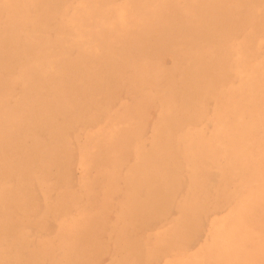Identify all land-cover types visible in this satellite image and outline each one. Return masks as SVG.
<instances>
[{
	"label": "rangeland",
	"instance_id": "1",
	"mask_svg": "<svg viewBox=\"0 0 264 264\" xmlns=\"http://www.w3.org/2000/svg\"><path fill=\"white\" fill-rule=\"evenodd\" d=\"M89 1H91L90 2L91 4H89ZM110 1H112V2H110ZM114 1H116L115 2L116 5H115V3H113ZM114 1L113 0H78V1L77 0H0V175H1L0 176V253H1L0 254V264H25L24 258H25V260H28V262H29V259H30V261H32L29 264H35L36 262H38V264H57V263L58 264H77V263L78 264H138L141 262V260H142L141 264H144V263L145 264H195V263L196 264H204L205 261H206L205 264H214V262H215V264H220V263L221 264H230L231 263L230 257L233 253L232 249L235 250V253H239L241 260L246 262V264H264V236H263L264 235L263 234L264 233V212H263L264 211V203H262V201H264V195H263L264 194V187H263V185H264V165H262L264 163V160H263L264 159V147H263V151L261 150L262 152L259 151L262 148L263 142H264V140H263L264 139V137H263L264 136V129H263L264 124L262 123V122H264V93H263L264 88H262L264 86V72H263L264 63L262 61V60H264V57H263L264 56V52H263L264 51V44H263L264 43V35L262 36V34H264V0H257V1L256 0H254V1L253 0H247V1L242 0V3L240 2V0H237V1L236 0H230V1L229 0H218L219 2L216 0H213L214 2H212V0H203V1H201V0L200 1L199 0H180V3H179V0H128V1H126V0H118V1L114 0ZM193 1L195 3H193ZM196 1H198V3H196ZM220 1H221V3H223L222 1L225 2L224 4H222L223 6H221ZM108 2H109V4H108ZM120 2L123 3L124 5H121ZM126 2H128L129 7L126 6L127 5ZM243 2H245V3L243 4ZM251 2H254V3L252 4ZM117 3H119L120 5ZM233 3H235L236 6L239 4L237 8L239 9V7H240L241 9L236 11L237 9ZM105 4H106V6H104ZM131 4H132V7H131ZM201 4H202V7L204 8V10H202L203 8H200ZM248 4H250L252 6V8H251L252 10H250V7H251L250 5H249L250 7L246 6ZM79 5H81L82 7H79ZM111 5L112 6L115 5L116 7L114 6V8H113ZM118 5L121 7H118ZM133 5H135V6L133 7ZM207 5H209V6H207ZM232 5L234 6L235 10H233ZM107 6L111 10L109 8L108 9L105 8ZM244 6L247 7L246 11L242 10L243 9L242 7H244ZM85 7H86L87 11H86ZM245 7H244V9H245ZM94 8H95V10H94ZM130 8H131L130 11L133 12L132 15H130L131 12H127V11H129ZM146 8H147V10H146ZM248 8L250 11L248 10ZM68 9H69V11H68ZM120 9H122L123 11ZM218 9H219V11H218ZM102 10H103V13H102ZM232 10L234 11V13ZM111 11H112V13H110ZM225 11H226L227 15H226ZM251 11H252V14H251ZM67 12H68V14H67ZM91 12H92L93 17L91 16ZM99 12H100V14H98ZM202 12L204 14H202ZM236 12H237V14H236ZM238 12H241V14H242L239 17H238V14L240 15V13H238ZM242 12H244L246 15ZM246 12H250L249 13L250 15ZM137 13H138V16L140 15L138 18L136 17ZM205 13L207 16H205ZM218 13L222 17H225L223 15V14H225L229 21H226V17L222 18L220 16L222 19H225L224 21L223 20L221 21L219 19L220 18L219 15H217ZM84 14L86 17H84ZM184 14L186 15V19H188V20L185 19ZM234 14H235V16H232ZM253 14H255V15L257 14V15L254 16ZM103 15H104V17H103ZM110 15H111V17H109ZM133 15H136V16L133 17ZM213 15L216 18L219 17V18H217L219 21L217 19H215V17H213ZM229 15L232 18L235 17L233 20H231L233 22L236 18H237L236 20L238 21L239 20L238 18H242L243 15H244V17H243V19H240L241 21H239L238 23L236 22L237 24L234 25L235 22L234 23L231 22V24L229 23L230 22V19H229L230 16ZM112 16H114V17H112ZM128 16H129V18H128ZM246 16H248L247 19L245 18ZM94 17L96 18V20L94 19ZM106 17L108 18V20ZM131 17H133V19H131ZM78 18H79V21H78ZM97 18L98 19L101 18V19L97 20ZM120 18H122V19H120ZM126 18H128V20ZM253 18L255 20H253ZM109 19H111V21ZM201 19H204V20L202 21ZM206 19L208 20V23H207ZM244 19H245L244 24H245V28H246L245 30L246 31L244 32L245 35L243 36L242 35L243 33H241V32H243V29H244V24H242L244 22ZM248 19L250 20V22H249L250 24L247 22V21H249ZM112 20H114V23ZM132 20H133V22L130 23ZM134 20L137 22L136 25L134 24L135 23ZM99 21H100V23H99ZM255 21H257L258 23H255ZM115 22L117 25L115 24ZM216 22H217V24H216ZM221 22H222V25H221ZM226 22H228L227 25H229L230 28H228L227 25H226V29H225V27H222L226 24ZM151 23L154 25L155 28H153V25ZM111 24H112V26H111ZM107 25H110V27L108 26L109 27L108 28ZM131 25L133 26L132 28H131ZM202 25H203V27H202ZM211 25H212V27H211ZM214 25H216V26L214 27ZM157 26H158V28H157ZM187 26H189V27H187ZM233 26H235L236 28H233ZM116 27H118L121 30L122 29L123 30L125 29V30L120 32V30H118ZM123 27H125V28H123ZM186 27H187V29H186ZM217 27H218V29H217ZM220 27H222V28H220ZM147 28H148V30H147ZM231 28H233V30H231L232 33H234V32L236 33L238 31V34L237 33L236 34L230 33ZM96 29H98V30H96ZM106 29L108 30V32ZM236 29H237V31H234ZM112 30L113 31L115 30L116 33L113 32ZM135 30H137L136 33H134ZM144 30H147V32L145 31L146 32L145 34H144ZM206 30H209V33ZM211 30H213V31L211 32ZM219 30H221V31L218 32ZM227 31H229V32H227ZM124 32H126L127 34L126 33L124 34ZM222 32H225L227 34V36L225 33H222ZM257 32H259V34L260 33L261 34L258 35ZM132 33H134V35ZM51 34H53V35H51ZM255 34H257L258 36H256ZM212 35H214L215 37H213ZM224 35L226 37L229 36L228 39ZM233 35H236V36H234L235 38H233V37H232L233 39L230 38ZM252 35L254 38H252ZM107 36H109L110 39H108ZM150 37H152V38H150ZM204 37L207 38V40L203 39ZM209 37H210L212 42L215 41L214 46H212L213 43L211 41L209 42V40H210V39H208ZM222 37H224L225 40H223ZM201 38L203 40H201ZM236 38L241 40L240 44L238 43L239 41L238 42L236 41V40H238ZM219 39H221L220 40L221 43H220ZM230 39L234 40L236 42L232 41L231 43H229ZM251 39L252 40L254 39L253 42ZM259 39H261V40H259ZM110 40L112 42H109ZM199 40H201L202 42H207L208 47L206 46L207 44H205V43L204 44H201L202 42L199 43L200 42ZM192 42H194V43H192ZM224 42H226L227 44L225 43V45H223ZM173 43H175V44H173ZM193 44H195L194 45L195 47H193ZM197 44H201V45L197 46L198 48L195 49ZM218 44H219V46H218ZM229 44H231V45H229ZM252 44H253L254 48H253ZM256 44L257 45L259 44L260 48H258V46ZM260 44H262V45H260ZM141 45H143V47H146V48H143ZM204 45L207 48L205 47L203 50V48L201 46L204 47ZM209 45H211V46H209ZM235 45H236V47L234 48ZM183 46H185L184 47L185 50L183 49ZM187 47H189V48L192 47L193 50L192 49H190V50L186 49ZM199 47H201V49ZM211 47L212 48L214 47L216 52L220 50L219 52H217L218 55H216V52H214L215 50L211 49ZM227 47H229V48H227ZM256 48H258V50ZM138 49H140V52ZM231 49H232V51H231ZM196 50H198L197 53H196ZM201 50L202 51L206 50V52H202ZM225 50H227V53L224 52ZM250 50H251L252 54L249 52ZM259 50H260V52L262 51L263 55L261 53H260L261 55H259V53H258ZM253 51H254V53L256 52L255 54L257 56L254 55ZM116 52L119 54L117 55ZM178 53L180 56L178 55ZM188 53L190 55L194 54V57L192 59V61H193L192 64H191V60H189L192 58V56H190ZM207 53H208V55H206ZM133 54H135V55H133ZM212 54L214 56H212ZM220 54H222V55H220ZM230 55H231V57H230ZM247 55H249V56H247ZM251 55H252V57L250 58ZM207 56L209 59L207 58ZM210 56H211V59H210ZM232 56H234V57H232ZM260 56H262V58ZM136 57H140V58H136ZM142 57H144V58H142ZM148 57H150V58H148ZM152 57H154V58H152ZM254 57H255V59H253ZM177 58H178V60H176ZM194 58H195V61H194ZM196 58H198V59H196ZM230 58L232 61L230 60ZM235 58L237 59V61H235ZM243 58L246 59V61L243 60ZM174 59H175V62H174ZM204 59H205V61H204ZM247 59L250 61H248ZM212 60H213V62H212ZM139 61H141V62L139 63ZM218 61L219 62L223 61V62L219 63ZM228 61H229V63H228ZM230 62H231V64H230ZM233 62L235 64H238V66L236 65V67H235V64ZM241 62H243V63L245 62V65L249 64L248 67L245 66ZM176 63H177V65H176ZM184 63L186 64V66L182 67L185 65ZM187 63H188V65H187ZM259 63L261 66H259ZM103 64H105V65H103ZM136 64H138V65H136ZM197 64L200 68L197 67ZM204 64H206V66L208 64V66L210 65V67H208V66L205 67ZM213 64H215L214 67H213ZM241 64H242V67L245 66V67H243L244 69L240 66ZM202 65H204V66H202ZM227 65L229 67L230 66H234V67L229 68ZM224 66H225V68H222ZM239 66H240V68H239ZM226 67L229 68V71H228V68H226ZM170 68H173V69H170ZM220 68H221V70H220ZM241 69H242V72H241ZM123 70H125V71H123ZM164 70H166V71L168 70L167 71L168 73L166 71L164 72ZM194 70H195V73H194ZM209 70H211V71H209ZM214 70H215V72H218L219 74L218 73L214 74ZM225 70H226V72H225ZM187 71H188V73H187ZM204 71H206V73H207L206 76H205ZM234 71L235 72L237 71L236 73H238L237 74L238 77ZM260 71H262L261 72L262 74H257V72L260 73ZM233 72H234V74H232ZM243 72H244V74H243ZM254 72L256 75L254 74ZM189 73L190 74L193 73V74H191L193 77ZM239 73H240V75H239ZM241 73H242V76H241ZM172 74H174V75H172ZM231 74H232L233 80L234 81L237 80L239 82L238 83L236 81L238 84H240V82L242 80L245 81V82L242 81L243 84L245 85V87L241 83V85L243 86L244 89L247 88L248 85H250L249 87L251 88L252 83H253V85L257 86L258 82L259 83L262 82V84L260 83V85H259V87L261 86L262 91L260 90V88L258 86L256 87V89L253 88V87H255V86H253L250 90L248 87L246 90H244L245 92L248 91V92H251V94H253L254 91H252V90H256L254 93L256 96L254 94L250 96L249 93L243 92L242 86L239 87V85L237 83H234V81L231 80L232 79L230 77ZM209 75L211 76V79L209 78L210 77ZM212 75H214V76H212ZM218 75L219 76L221 75V76L219 77ZM223 75L225 76V78H223L224 77ZM131 76H132V78H131ZM125 77H127V78H125ZM184 77H185V79H183ZM195 78H197V79H195ZM240 78L241 79L243 78V79L241 80ZM255 78H257V79L254 80ZM209 79L211 81H215L216 84L214 82H212V85H209V83H208ZM248 79L251 81V83L246 82ZM259 79H260V81H259ZM85 80L87 83L85 82ZM257 80H258V82H256ZM211 81H210V84H211ZM217 81H219L218 83L221 82V85L218 84ZM223 81H225V82H223ZM226 81H227V84H226ZM232 81H233V83H232ZM113 82H115V83H113ZM117 82H118V84H117ZM136 82H138V84ZM157 82H158V85L156 84ZM163 82L165 83V85ZM188 82H192V85H191V83L188 84ZM134 83L136 85H133ZM204 83L207 85H205ZM149 84L151 87L149 86ZM184 84H185V86H184ZM69 85H71V87ZM201 85H202V87H201ZM166 86H168V87H166ZM179 86H182L183 89H182V87L180 88ZM214 86H215V88H214ZM223 86L225 87V89ZM236 86H238L237 87L238 89L241 88L239 90V91H241V93L243 92V94L244 93L245 94L244 95L241 94L238 91V89L235 88ZM203 87H206V88H203ZM210 87L214 88L212 92L208 91V90H212ZM216 87H217V89H216ZM218 87H219V89L223 88L224 90L220 89V92L218 93V90H219ZM231 87L233 90L231 89ZM187 88H189V89H187ZM163 89H165V90H163ZM170 89H172V90H170ZM197 89L200 92L197 91ZM51 90H52V92H50ZM214 90H215V92L216 91L217 92L215 93ZM167 91L168 92L172 91V92L167 93ZM221 91L224 94H222ZM224 91H226V92H224ZM237 91H238V93L241 94V97L238 95ZM49 92L51 95L50 94L46 95ZM185 92H186V94H185ZM194 92H196V94ZM160 93H161V95H160ZM162 93H163V96H162ZM204 93H207V94H204ZM208 93L209 94L211 93V94L208 96ZM212 93H214V94H212ZM168 94L169 95L171 94L170 100H169ZM178 94L180 97H178ZM203 94L205 97L202 96ZM261 94L263 97L261 96ZM67 95H69V96H67ZM233 95H235V96H233ZM245 95H247V97ZM103 96L104 97L106 96V97L104 98ZM157 96H158V101H157ZM159 96L163 97V99H161V97H159ZM165 96H168V97H165ZM173 96H175V97L173 98ZM181 96H183V97H181ZM207 96L209 99L206 98ZM217 96H218V98H217ZM252 96H254L255 100ZM187 97L192 99V101L190 99L191 103L190 102L187 103L189 100V98H187ZM181 98L183 101L181 100L182 102H178V101H180ZM200 98H201V100H200ZM237 98L240 100H243V104H240V106H239V103L242 101L236 100ZM246 98L250 101L248 102V100ZM260 98H263V99L260 100ZM62 99H63V102H62ZM173 99H175L174 100L175 102L173 101ZM202 99H203V101H202ZM208 100L212 101L213 103L208 101ZM83 101H84V103H83ZM160 101L161 102L167 101L168 104L167 103H159ZM196 101H197V103H196ZM224 101H225V103H224ZM110 102H112V104H110L111 106L109 105ZM250 102H252V103L254 102V105L256 104L255 108H254V106H252L253 104H248ZM181 103H182V106H181ZM202 103H203V105H204V103L207 104L208 108H206V105L202 106L201 105ZM234 103L237 104L236 107L239 110H237V108H235ZM140 104H142V105H140ZM164 104H165V106H164ZM183 104H185V105H183ZM220 104H222V105H220ZM245 104L247 106H245ZM93 105H94V107H93ZM95 105H96L97 109L95 108ZM108 105L110 107H108ZM258 105H259V107H258ZM91 106L93 109L91 108ZM187 106H189L190 108L188 109ZM232 106H233V108H231ZM191 107L194 110H192ZM197 107L199 109H197ZM200 107H202V108H200ZM213 107H214V109H212ZM249 107L251 108V110ZM103 108H105V109H103ZM180 108H182V109H180ZM210 108H211V110H213V112H215L218 108H219V110H217L214 114L211 113L212 111H209L207 113V111ZM240 108H244V109L241 110ZM247 108H249V110ZM256 108L258 109V112L257 111L254 112V110H256ZM259 108H260V111H263V113L262 112L259 113ZM87 109H89V110L86 111ZM108 109H109V111H107ZM175 109H176V112H175ZM186 109H187V111H186ZM235 109L237 111H240V114H242V113H244V114H242V116H240V114H238L239 112H237ZM69 110L71 112H69ZM84 110H85V112H84ZM180 110H181V112L183 110H185L186 114H185V112L181 113ZM188 110H189V112H188ZM231 110H233V111H231ZM244 110H248V111L244 112ZM251 111L256 113V114H260L261 116H263L262 120H260L259 123L257 122L259 120H256V119H259L260 115L253 114ZM195 112H198V114ZM199 112H200V114L204 113L205 116H204V114H201V116H202L201 117ZM219 112H220V114H219ZM226 112L227 113L230 112L232 114L230 115V113H229V115H227ZM206 113H207V115H206ZM235 113H237V114L235 115ZM98 114H100L99 117H98ZM187 114L188 115L190 114V115L188 116ZM249 114H251L252 116L251 115L247 116ZM186 115H187V117H185ZM222 115H224V117ZM234 115H235V117H234ZM243 115H244V117H243ZM217 116H218V118H217ZM159 117H160V119H158ZM232 117L234 120L232 119ZM253 117L256 120L254 123L252 122V121H254ZM161 118H162V120H161ZM207 118H209V119H207ZM220 118H221V121H223V122L220 121ZM230 118H231V120H230ZM163 119H164V121H163ZM172 119H174V120H172ZM180 119H182V120L179 121ZM202 119H203V122L202 121L198 122ZM247 119H250V120H247ZM260 119H261V117H260ZM242 120H246L245 121L246 123L244 126H243L244 123L242 124V122H244V121H242ZM165 121H168L169 123H167ZM224 121H226V123ZM240 122H241V124H240ZM249 122H250V124H249ZM247 123H248V125H246ZM229 124L231 125V127H229L230 126ZM254 124L257 127H255ZM260 124H261V126H260ZM170 125H172L174 128ZM240 125H242L243 127ZM158 126H160V127H158ZM164 126H165V128H164ZM219 126H220V128H219ZM60 127L62 128V130ZM161 127H163V128H161ZM190 127L192 129L193 128L194 129L192 130V129H190ZM213 127H215V128H213ZM248 127L249 128L255 127V128H259V129L261 128V129H263V132L261 134V132H260V131H262L261 129L260 130L258 129L259 130L258 131L257 129L253 130V129H249ZM187 128H188V130H187ZM212 128L215 130H212ZM232 128H233V130H232ZM157 129L160 133L159 132L157 133V131H156ZM171 129L175 133H173L171 131ZM218 129L220 131H218ZM66 130H67V132H69V131L70 132L67 133ZM162 130H163V132H161ZM186 130H187V132H186ZM230 130H231V132L228 134V132ZM154 131L156 134H159V137H158V135H155V133H153ZM191 131H192V133H191ZM213 131H214V133H212ZM252 131H256L254 133V135H256V136H253L252 135L253 133H250ZM257 131L261 135L260 136L258 133V136H260V138L262 137V140H263L262 144L260 143L261 141L260 142L258 141L261 139H259V137L257 136ZM37 132L39 134H37ZM166 132L168 133V135ZM183 132H185V134ZM221 132H222V134H220ZM217 133L220 135H218ZM246 133H248L247 136L245 135ZM163 135H165V136H163ZM166 135H167V137H166ZM189 135H191V136H189ZM196 135H198V137ZM217 135L219 138H217ZM238 135L239 136L245 135L244 137H246L245 138L246 143H245V141H243V139H244L243 136H241L237 139ZM249 135H251L252 137ZM193 136H194V138H193ZM142 137L144 139H142ZM169 137H170V139H169ZM187 137H189V139ZM190 137H192L193 140H196V142L194 141L195 144ZM247 137H249V138L247 139ZM42 138L44 141L42 140ZM160 138H162V139H160ZM57 139H59V141ZM184 139L186 142L184 141ZM213 139L216 141H213ZM253 139H255V141L257 140L256 143L255 142L254 143L258 144V146H254L255 144L252 142ZM168 140H170V141H168ZM232 140H234L233 143H232ZM162 141H165V142H162ZM181 141H184V142H181ZM212 141H213V143H212ZM223 141L227 142V144ZM240 141L242 142L241 149L239 148ZM46 142L49 145H47ZM154 142H156V143H154ZM157 143H159V144H157ZM173 143H174V146H173ZM247 143H249V144L251 143L250 147L247 146V145H249ZM153 144L154 145L156 144L157 148L155 147L156 145L154 146ZM193 144L195 147L193 146ZM233 144H235V146H233ZM167 145H168V148H167ZM187 145L188 146L191 145V147H194V148L191 149L190 147H187ZM251 145L254 146V147H252L254 152L251 151L252 150ZM53 146H56V147L53 148ZM59 146H60V149H59ZM259 146H260V148L257 149V151H256L255 147L258 148ZM77 147L79 149H76ZM138 147H140V148H138ZM141 147H142V149H141ZM165 147L167 148V151H166ZM31 148H33V149H31ZM218 148H220V149H218ZM250 148H251V150H250ZM52 149H55V150H52ZM154 149L159 152V155L162 154L161 157L158 156V154H157L158 152L155 151ZM172 149H173V151H172ZM215 149H217V150H215ZM234 149H236V150H234ZM140 150H142V151H140ZM184 150H186V151H184ZM187 150H189V151H187ZM242 150H243V153H242ZM244 150L247 153H244ZM25 151H26V153H25ZM53 151H55V152H53ZM240 151H241V153H240ZM124 152H125V154H124ZM153 152L155 154H153ZM173 152L175 153L174 155L176 157L173 156ZM250 152L251 153L256 152V153L254 155L252 153V155L250 156V160H249L248 156H249V154H251ZM259 152H260V156H259V154H257ZM77 153H78V155H77ZM236 153L238 154V156ZM65 154L67 156H65ZM133 154H134V156H133ZM202 154H205V155H202ZM218 154H219V157H217ZM244 154H246V155H244ZM56 155H58V156H56ZM59 155H61V156H59ZM70 155H71V157H70ZM149 155L151 157H149ZM211 155H212V157H211ZM215 155H216L217 160L214 157ZM228 155L230 158L228 157ZM232 155H233V158H231ZM239 155L241 158H242V155H244V158L240 159ZM255 155H258L257 156L258 158L256 157V159H253ZM163 156H165V158ZM209 156H210V158H209ZM225 156H227L226 159H225ZM236 156H237V160L234 159V157H236ZM155 157H157V158L155 159ZM251 157L253 160H255L254 162L251 159ZM260 157H261V159L259 160ZM173 158H175V159L172 160ZM192 158L193 159L196 158L195 159L196 161H194ZM199 158H200V160H199ZM220 158H222V159H220ZM223 158H224V160H223ZM238 158L245 163L244 164L241 161V163H242V165L240 163L241 167L247 166L248 168L252 167L253 169H250V168L248 169L247 167H245L247 169L246 170L245 168L239 167L238 163H236V165H237L236 166L234 162H238ZM54 159L56 161H53ZM93 159H95V160H93ZM140 159H142V160L140 161ZM163 159H164V161H165V159L166 160L168 159V161L164 162ZM231 159H232V162H231ZM243 159H245V160H243ZM75 160L77 162H75ZM155 160L158 162H155ZM188 160L190 161V163ZM220 160L222 161L223 165L221 164ZM162 161L164 162V164L166 163L165 164L166 167L164 166ZM215 161H216L217 165L215 163L213 164V162H215ZM27 162H29V163H27ZM179 162H181V163L179 164ZM195 162H197L199 165H197V163H195ZM202 162H204V163H202ZM227 162H229L228 163L229 166H228ZM100 163H101V165H100ZM168 163L170 165H168ZM218 163H220V164L218 165ZM231 163L232 164L234 163L233 165L235 167L230 165ZM246 163H247V165H246ZM97 164H98V166H96ZM157 164H159V165L157 166ZM172 164H174V165L172 166ZM175 164L176 165L179 164L178 165L179 167L178 166L176 167ZM187 164L190 166H187ZM250 164H251V166H250ZM160 165L162 167H160ZM183 166H185V167H183ZM195 166H196V169H195ZM199 166H200V168H199ZM169 167H170V169H169ZM182 167H183V170H181ZM222 167L225 169L223 170ZM233 167L235 169V174H233V172H234L233 170H232L233 172L230 170ZM255 167H256V169H255ZM137 168H138V170H137ZM152 168H154V169H152ZM156 168H158V169H156ZM161 168H163V169H161ZM176 168H178V170ZM179 168H180V172H179ZM237 169H241V170L243 169L242 170L243 172L242 171L241 172H242V174L245 173V176L249 172L248 175L246 176L247 178H245V176L241 175L240 174L241 172H239V174H238L237 172L239 170H237ZM130 170H132V171H130ZM133 170H134V172H133ZM159 170H161V171H159ZM186 170H188L189 172ZM219 170H221V172ZM225 170H227V171H225ZM244 170L247 171V173ZM248 170H250V171H248ZM251 170H252L253 174L250 173ZM254 170L257 172H255ZM198 171L200 174L204 173V175H199V173H197ZM205 171L207 174L205 173ZM230 171H231V173H230ZM63 172H64V174H63ZM128 172H130V173H128ZM201 172H203V173H201ZM226 172H227V174L224 175V173H226ZM188 173H189V175H188ZM208 173H209V175H208ZM228 173L231 176L230 175L228 176ZM135 174H136V176H135ZM251 174H252V176H251ZM126 175H127V177H126ZM140 175L142 176V178ZM216 175H218V177ZM221 175H224V176L221 178ZM132 176H134V177H132ZM138 176H140V177H138ZM190 176H192L194 179L191 178ZM200 176H206V177H204V178L202 177L204 179L203 180V179L199 178ZM208 176H210L209 179H208ZM39 177H40V179H39ZM178 177L180 180H178ZM241 177H244V179ZM132 178H134V179H132ZM187 178H188V180H187ZM205 178L208 179L209 181L206 180ZM258 178L260 181L257 180ZM135 179H137V180H135ZM197 179H199L200 181H197ZM249 179H250V181H247ZM134 180H135V182H134ZM159 180H160V182H159ZM189 180L194 181V183L189 181ZM217 180H219V181H217ZM237 180H240V181H237ZM241 180H242V182H241ZM186 181L188 182V184L191 187L186 183ZM136 182H138V183H136ZM189 182H191V183H189ZM196 182H197V184H196ZM237 182H239V183L237 184ZM246 182L248 185L246 184ZM133 183H135V185ZM178 183H179V185H178ZM130 184H132V185H130ZM202 184H203V186H201ZM240 184H241V186H240ZM255 184H257V185H255ZM69 185H70V187H69ZM166 186H167V188H166ZM176 186L179 187L180 189L178 190ZM74 187H75V189H74ZM183 187L185 189H183ZM136 188H137V190H136ZM239 188L242 189V191H240ZM253 188H254V190H253ZM140 189H141V191H139ZM174 189L178 190V192H176V190H175V192H176L175 194L173 191ZM234 189L239 190V192L237 191L239 194ZM157 190H159V194H158ZM187 190L189 193L187 192ZM206 190H207V192H206ZM231 191L237 193L238 195L230 193ZM260 191H261V193H260ZM172 192H173V194H172ZM161 193H163V194H161ZM122 194H123V197H122ZM147 194H152L153 197H151L152 195H147ZM167 194H168V196H167ZM257 194H260V196L263 195V198L260 201H259L260 196L258 195L259 196L258 197ZM128 195H129V197H128ZM143 195L144 196L147 195V196H145V200L148 199L150 201L147 200V202H145ZM158 195H159V198H158ZM216 195L218 196L217 198H216ZM228 195L230 197H228ZM233 195H235V197ZM236 195H237V197L240 196V198H237ZM172 196L176 197V198L172 199ZM221 196H222V198H221ZM26 197L28 200L26 199ZM131 197L134 199H132ZM146 197H147V199H146ZM168 197H170L171 199H169ZM215 198L218 199V202L215 200ZM230 198H232L233 200ZM235 200L237 202L236 204L234 202ZM162 201H164L163 202L164 204L161 203ZM248 201L250 202L249 205L247 204ZM81 202H82V204H81ZM133 202H134V204H133ZM171 202H172V204L170 205V208H168V206ZM260 202H261V204H260ZM143 203L145 205H142ZM245 203H246V205H245ZM251 203H254V205ZM256 203L258 204L257 207H255ZM115 204H116V206H115ZM131 204H133V205H131ZM165 204H166V206H165ZM203 204H204V206H203ZM250 204L253 206H251ZM172 205H174V206H172ZM182 205H184V206H182ZM147 206L149 208H147ZM175 206H177L179 209L177 207L175 208ZM191 206H194V207H191ZM200 206L205 207L208 211L205 209L202 210ZM74 207H76V208H74ZM196 207H197V209H196ZM41 208H42V211H41ZM45 208H47L46 211L48 212V214L43 211V210H45ZM187 208H190L189 212H188ZM239 208H241V209H239ZM131 209H134L135 212L132 211ZM150 209H151L152 213L150 212ZM235 209H237V210H235ZM129 210L131 213L127 212ZM169 210H170V212H169ZM191 210L194 213H192ZM194 210L195 211L198 210V211H196V212H198V214L195 213ZM240 210L244 214L240 213L239 212ZM248 210H249V212H248ZM25 211H26V213L28 212V214H26ZM86 211H88V212H86ZM139 211H140V213H139ZM142 211H147L146 213L148 214V217H147V214H144V212L142 214ZM179 211H181L182 213ZM199 211L200 212L202 211V213H205V215L204 214L202 215ZM230 211H233V212H230ZM42 212L45 214H43ZM161 212L162 213L165 212V214H167V215H165V217H164V214H162ZM185 212H187V214ZM228 212L230 214L231 213L232 214L227 216L229 214ZM41 213L43 216H41ZM132 213H134V214H132ZM150 213H151V216H150ZM168 213H170V214H168ZM183 213L185 215H189L190 218H188L187 216H183L184 215ZM237 213L239 215H241L240 218L237 215ZM246 213L247 214L249 213L250 216L246 215ZM131 214H132V217H130ZM138 214H139V216L141 215L139 217V222L137 219ZM225 214H226V216H225ZM234 214H236V216ZM44 215H45L46 219H45ZM54 215H56V217ZM143 215H145V216H143ZM247 216H248V218H247ZM158 217H159V219L160 218L161 219L159 220ZM234 217H235L237 224H238V221L240 223V219L242 218L243 219L242 222H245V223H243L245 231H246V229H249V230L246 232H243V230H237V227H236L237 224L234 223L235 222ZM249 217H251V218H249ZM132 218H133V220H132ZM141 218H142V220H141ZM144 218L145 219L147 218L146 221ZM238 218H239V220H237ZM121 219L124 220V222ZM185 219H186V222H185ZM222 219L223 220L226 219V220L222 221ZM249 219H252L250 221L251 224L249 223ZM150 220L151 221L154 220L155 222L160 221L162 224L160 222L159 223L157 222L156 223L157 225L154 224V225H156V226H154L153 225L154 222H152V224H150V222H151ZM49 221L51 222V224L53 226L50 224ZM125 221H127V223L129 225ZM166 221H168V222H166ZM193 221H194V223L200 222V226L198 225L199 228L196 227L197 226L196 224L192 223ZM132 222L134 223V226L132 225L133 224ZM145 222L148 225H146ZM139 223H140V225H138ZM126 224H127V226H126ZM143 224H144V226L146 225L147 228H146V226L144 227ZM70 225H71V227H70ZM95 225H96V227H94ZM121 225H123V226L120 227ZM141 225L143 226V228H141ZM150 225H153V228H149V227H151ZM187 225H188V227H187ZM220 225H222V226H220ZM29 226H30V228H29ZM46 226L48 229L46 228ZM230 226H231V229H230ZM237 226L239 229H241V228L243 229L242 224L241 225L238 224ZM38 227H39V229H38ZM93 227H94V230H93ZM134 227L138 230V232ZM166 227H168V228H166ZM194 227H196L198 230L196 231V228H194ZM8 228L10 230H8ZM134 229H135V231H134ZM141 229H143V230H141ZM190 229L193 231H191ZM234 229H236L237 232ZM98 230H100L99 235H98ZM186 230L187 231L189 230V231L187 232ZM87 231H90V233ZM91 231H92V233H91ZM240 231L243 232L242 233L243 236L241 234H238V233H241ZM8 232H9V234H8ZM184 232H186V233H184ZM189 232L191 233V235ZM197 232L200 235L199 234H198V236L196 235L197 238L199 237L196 241V238H195L196 236L193 237V235L197 234ZM248 232H250V234H247ZM253 232H255V233H253ZM225 233H227V234L225 235ZM251 233H252V235H251ZM179 234H181V235H179ZM7 235H8V237H7ZM86 235L89 237H87ZM118 235H120V236H118ZM129 235H130V237H129ZM245 235H247L248 238ZM91 236H92V241H91ZM173 236H174V238H173ZM190 236H192V237H190ZM232 236H233V238H232ZM240 236H242L241 239H240ZM259 236H260V238H259ZM85 237H87V238H85ZM214 237H215V239H213ZM238 237H239V239H238ZM251 237H252V239H251ZM253 237H255V238H253ZM22 238H24V240L26 241L25 246H24L25 242L22 245V243L24 241ZM190 238H192V239H190ZM2 239H3V241H2ZM80 239H82L84 242H82V240H80ZM178 239H180V240H178ZM186 239H189V241ZM229 239H230V241H229ZM245 239L248 242H245ZM261 239H263V240H261ZM117 240H119V241H117ZM168 240H170V242ZM191 240H192V243H191ZM193 240H195L196 242ZM4 241H5L6 245H5ZM98 241H99V243H97V244L100 247L98 245H96V242H98ZM172 241H174V242H172ZM241 241H243V244L245 243V245H243ZM253 241H255L254 244H252ZM258 241H260V242L258 243ZM13 242H15V243H13ZM20 242H21V244H19ZM93 242L95 244H93ZM186 242H187V244H186L187 247L185 248L184 243H186ZM210 242H213V244L211 243V245H209ZM12 243H13V245H12ZM125 243H126V245H125ZM175 243H176V245L179 243L178 244L179 247H181L180 245L183 244L184 248L183 247L182 248L176 247ZM188 243H190V244H188ZM121 244L122 245L124 244L125 246L124 245L122 246ZM161 244L163 246H160ZM168 244H170L169 247H167ZM249 244H250V246H248ZM259 244L261 246L263 245L262 249H261V246H258V247L256 246ZM20 245H22V248H25V250H23L20 247ZM133 245H134V247H133ZM188 245H189V248H188ZM18 246H19V248H21V250H17ZM159 246H160V248H158ZM210 246H211V248H210ZM241 246H243V247H241ZM43 247H45L44 248L45 250H42ZM125 247H127V249ZM136 247L137 248L139 247L138 250L136 249ZM142 247H143V250H142ZM246 247H248V248H246ZM47 249L49 250L48 252H47ZM121 249H123V250H121ZM155 249H157V253H156ZM159 249H160V251H159ZM207 249H208V251L212 250L213 259H211L212 257H210L212 252L210 251L211 253L209 254V252L206 251ZM22 250H23V253H22ZM37 250H38V252L39 251L40 252L45 251L46 253L44 252L45 254L44 253L38 254ZM76 250H78V251H76ZM92 250H93V252H92ZM102 250H105V251L102 252ZM149 250L153 251V253H155V254H151V252L148 253ZM219 251H220V253H219ZM229 252H231V253H229ZM88 253H89V256H87ZM207 253L209 256L207 255ZM252 253H254V254L252 255ZM133 254H135V255H133ZM137 254H138V256H137ZM12 255H14V257ZM23 255L25 257L22 259L21 257H23ZM31 255H32V257L34 255L33 258L35 260H33V258H31ZM41 255H43V256H41ZM135 256H137V257H135ZM151 256L153 257V259L151 258ZM244 256H246V257L244 258ZM179 257H182V258L180 260H178L177 258H179ZM217 257H219V258H217ZM36 258H40V259H36ZM137 258L139 259L140 262L138 261ZM17 259H19V260H17ZM70 259H72V260H70ZM136 259H137V261H136ZM211 260H214V261H211ZM200 261L203 263H201ZM28 262H26V264H28Z\"/></svg>",
	"mask_w": 264,
	"mask_h": 264
},
{
	"label": "bare ground",
	"instance_id": "2",
	"mask_svg": "<svg viewBox=\"0 0 264 264\" xmlns=\"http://www.w3.org/2000/svg\"><path fill=\"white\" fill-rule=\"evenodd\" d=\"M77 1H78V0H77ZM113 1H114V0H113ZM117 1H118V0H117ZM126 1H128V0H126ZM199 1H200V0H199ZM201 1H203V0H201ZM216 1H218V0H216ZM229 1H230V0H229ZM236 1H237V0H236ZM243 1H245V0H243ZM246 1H247V0H246ZM253 1H254V0H253ZM256 1H257V0H256ZM79 2H80V1H79ZM90 2H91V1H89V4H91ZM94 2H95V1H94ZM104 2H105V1H104ZM110 2H112V1H110ZM115 2H116V1H114L113 3H115ZM121 2H122V1H121ZM121 2H120V3H121ZM187 2H188V1H187ZM212 2H214V1L212 0ZM218 2H219V1H218ZM218 2H217V3H218ZM222 2H223V3H221V1H220L221 6H223L222 4L225 3L224 1H222ZM232 2H233V1H232ZM238 2H239V1H238ZM240 2L242 3V0H240ZM126 3H127L126 6L129 7L128 2H126ZM129 3H130V2H129ZM179 3H180V0H179ZM193 3H195V2L193 1ZM196 3H198V1H196ZM228 3H229V2H228ZM244 3H245V2H243V4H244ZM247 3H248V2H247ZM247 3H246V4H247ZM251 3L253 4L254 2H251ZM251 3H250V4H251ZM85 4H86V3H85ZM106 4H107V3H106ZM106 4H105L104 6H106ZM108 4H109V2H108ZM108 4H107V5H108ZM117 4H119V3H117ZM133 4H134V3H133ZM152 4H153V3H152ZM230 4H231V3H230ZM233 4L235 5V3H233ZM237 4H238V3H237ZM250 4H248V5H246V6H249ZM115 5H116V3H115ZM115 5H114V6H115ZM119 5H120V4H119ZM119 5H118V7H121V6H119ZM121 5H124V4L121 3ZM184 5H185V4H184ZM203 5H204V4H203ZM219 5H220V4H219ZM238 5H239V4H238ZM238 5H237V6L235 5V7H236V9H237L236 11H238L239 9H241L240 7H239V9L237 8ZM102 6H103V5H102ZM111 6H112V5H111ZM114 6H112V7L114 8ZM134 6H135V5H133V7H134ZM182 6H183V5H182ZM185 6H186V5H185ZM191 6H192V5H191ZM207 6H209V5H207ZM217 6H218V5H217ZM232 6H233V5H232ZM250 6H251V5H250ZM250 6H249V7H250ZM79 7H82V6L79 5ZM87 7H88V6H87ZM92 7H93V6H92ZM97 7H98V6H97ZM115 7H116V6H115ZM131 7H132V4H131ZM186 7H187V6H186ZM189 7H190V6H189ZM244 7H245V6H244ZM244 7H242V8H243L242 10H245V11H246L247 7H245V9H244ZM105 8L108 9L109 7L107 6V7H105ZM170 8H171V7H170ZM190 8H191V7H190ZM200 8H203V7H202V4H201V7H200ZM251 8H252V6L250 7V10H252ZM85 9H86V7H85ZM102 9H103V8H102ZM109 9H110V8H109ZM94 10H95V8H94ZM105 10H106V9H105ZM105 10H104V11H105ZM110 10H111V9H110ZM113 10H114V9H113ZM120 10H122V9H120ZM130 10H131V8H130L129 11H127V12H131V14H130V13H129V14L132 15L133 12L130 11ZM138 10H139V9H138ZM146 10H147V8H146ZM190 10H191V9H190ZM202 10H204V8H203ZM226 10H227V9H226ZM233 10H235V9H234V6H233ZM233 10H232V11H233ZM248 10H249V8H248ZM250 10H249V11H250ZM68 11H69V9H68ZM74 11H75V10H74ZM74 11H73V12H74ZM84 11H85V10H84ZM86 11H87V9H86ZM108 11H109V10H108ZM115 11H116V10H115ZM122 11H123V10H122ZM187 11H188V10H187ZM198 11H199V10H198ZM209 11H210V10H209ZM218 11H219V9H218ZM245 11H244V12H245ZM113 12H114V11H113ZM120 12H121V11H120ZM189 12H190V11H189ZM216 12H217V11H216ZM244 12H242V13H244ZM43 13H44V12H43ZM57 13H58V12H57ZM79 13H80V12H79ZM85 13H86V12H85ZM102 13H103V10H102ZM110 13H112V11H111ZM125 13H126V12H125ZM173 13H174V12H173ZM185 13H186V12H185ZM196 13H197V12H196ZM196 13H195V14H196ZM206 13H207V12H206ZM206 13H205V16H207ZM225 13H226V11H225ZM233 13H234V11H233ZM238 13H240V15L238 14V17L242 15L241 12H238ZM246 13L249 14L250 12H246ZM67 14H68V12H67ZM98 14H100V12H99ZM134 14H135V13H134ZM199 14H200V13H199ZM202 14H204V13L202 12ZM207 14H208V13H207ZM211 14H212V13H211ZM221 14H222V13H221ZM236 14H237V12H236ZM244 14H245V13H244ZM248 14H247V15H248ZM251 14H252V11H251ZM45 15H46V14H45ZM50 15H51V14H50ZM50 15H49V16H50ZM130 15H129V16H130ZM184 15H185V14H184ZM196 15H197V14H196ZM217 15H219V13H218ZM223 15L226 17L227 13H226V15H225V14H223ZM245 15H246V14H245ZM249 15H250V14H249ZM253 15L256 16L257 14H256V15L253 14ZM56 16H57V15H56ZM81 16H82V15H81ZM91 16H92V12H91ZM114 16H115V15H114ZM114 16H112V17H114ZM129 16H128V18H129ZM135 16H136V15H133V17H135ZM139 16H140V15H139ZM139 16H138V13H137V16H136V17L138 18ZM197 16H198V15H197ZM210 16H211V15H210ZM220 16H221V15H219V17H220ZM229 16H230V15H229ZM232 16H235V14L232 15ZM251 16H252V15H251ZM57 17H58V16H57ZM84 17H86L85 14H84ZM89 17H90V16H89ZM92 17H93V16H92ZM103 17H104V15H103ZM109 17H111V15H110ZM133 17H131V19H133ZM213 17H215V16L213 15ZM219 17H217V18H219ZM221 17H222V16H221ZM221 17H220L219 19H220L221 21H222V20L224 21L225 19H222V18H225V17H222V18H221ZM236 17H237V16H236ZM243 17H244V15H243ZM243 17H242V18H238V19H239L238 21L236 20V19H237V18H236V19L234 20V22H235V23H234V22L231 21V20H233L235 17L232 18V17L230 16V18L228 17V18L230 19V22H229V23L231 24V22H233L234 25H235V24H237L239 21H241L240 19H243ZM247 17H248V16H246L245 18L247 19ZM55 18H56V17H55ZM101 18H102V17H101ZM101 18H100V19H101ZM106 18H107V17H106ZM128 18H126V19L128 20ZM137 18H136V19H137ZM176 18H177V17H176ZM179 18H180V17H179ZM211 18H212V17H211ZM217 18L215 17V19H217ZM92 19H93V18H92ZM94 19L96 20L95 17H94ZM100 19L97 18V20H100ZM113 19H114V18H113ZM120 19H122V18H120ZM141 19H142V18H141ZM174 19H175V18H174ZM183 19H184V18H183ZM185 19H186V15H185ZM185 19H184V20H185ZM60 20H61V19H60ZM73 20H74V19H73ZM95 20H94V21H95ZM107 20H108V18H107ZM109 20L111 21V19H109ZM137 20H138V19H137ZM139 20H140V19H139ZM155 20H156V19H155ZM181 20H182V19H181ZM186 20H188V19H186ZM201 20L203 21L204 19H201ZM206 20H207V19H206ZM212 20H213V19H212ZM217 20H218V19H217ZM248 20H249V19H248ZM251 20H252V19H251ZM253 20H255V19L253 18ZM78 21H79V18H78ZM101 21H102V20H101ZM112 21H113V23H114V20H112ZM115 21H116V20H115ZM134 21H135V20H134ZM196 21H197V20H196ZM215 21H216V20H215ZM218 21H219V20H218ZM218 21H217V22H218ZM226 21H229V20L227 19V17H226ZM246 21H247V20H246ZM104 22H105V21H104ZM132 22H133V20H132L130 23H132ZM182 22H183V21H182ZM217 22H216V24H217ZM236 22H237V23H236ZM247 22L249 23L250 20L247 21ZM247 22H246V23H247ZM76 23H77V22H76ZM99 23H100V21H99ZM105 23H106V22H105ZM136 23H137V22L135 21L134 24L136 25ZM152 23H153V22H152ZM152 23H151V24H152ZM154 23H155V22H154ZM156 23H157V22H156ZM158 23H159V22H158ZM200 23H201V22H200ZM207 23H208V20H207ZM227 23H228V22H226V24H225L224 26H222V27H225V29H226V25H227ZM244 23H245V19H244V22H243L242 24H244ZM255 23H258V22L255 21ZM115 24H116V22H115ZM218 24H219V23H218ZM249 24H250V23H249ZM116 25H117V24H116ZM132 25H133V24H132ZM132 25H131V28L133 27ZM152 25H153V24H152ZM159 25H160V24H159ZM212 25H213V24H212ZM212 25H211V27H212ZM221 25H222V22H221ZM108 26L110 27V25H107V27H108ZM111 26H112V24H111ZM121 26H122V25H121ZM128 26H129V25H128ZM205 26H206V25H205ZM215 26H216V25H214V27H215ZM231 26H232V25H231ZM255 26H256V25H255ZM109 27H108V28H109ZM113 27H114V26H113ZM166 27H167V26H166ZM182 27H183V26H182ZM187 27H189V26H187ZM187 27H186V29H187ZM194 27H195V26H194ZM202 27H203V25H202ZM209 27H210V26H209ZM222 27H220V28H222ZM227 27L230 28L229 25H227ZM237 27H238V26H237ZM28 28H29V27H28ZM77 28H78V27H77ZM82 28H83V27H82ZM116 28H117L118 30H120V32H122V31L125 30V29H124V30H123V29L121 30V29H119L118 27H116ZM123 28H125V27H123ZM128 28H129V27H128ZM153 28H155L154 25H153ZM157 28H158V26H157ZM207 28H208V27H207ZM207 28H206V29H207ZM220 28H219V29H220ZM233 28H236V27L233 26ZM233 28L230 29V33H232L231 30H233ZM257 28H258V27H257ZM78 29H79V28H78ZM101 29H102V28H101ZM129 29H130V28H129ZM200 29H201V28H200ZM204 29H205V28H204ZM217 29H218V27H217ZM223 29H224V28H223ZM237 29H238V28H237ZM237 29L234 30V31H237ZM245 29H246V28H245V24H244L243 32H241V33H243V34H242L243 36L245 35V34H244V32L246 31ZM88 30H89V29H88ZM96 30H98V29H96ZM106 30H107V29H106ZM118 30H117V31H118ZM147 30H148V28H147ZM147 30H144V34L147 32ZM179 30H180V29H179ZM189 30H190V29H189ZM198 30H199V29H198ZM201 30H202V29H201ZM227 30H228V29H227ZM44 31H45V30H44ZM110 31H111V30H110ZM112 31H113V30H112ZM126 31H127V30H126ZM136 31H137V30H135L134 33H136ZM138 31H139V30H138ZM145 31H146V32H145ZM206 31H208V33H209V30H206ZM206 31H205V32H206ZM212 31H213V30H211V32H212ZM220 31H221V30H219L218 32H220ZM234 31H233V32H234ZM93 32H94V31H93ZM107 32H108V30H107ZM113 32L116 33L115 30H114ZM120 32H119V33H120ZM128 32H129V31H128ZM130 32H131V31H130ZM177 32H178V31H177ZM179 32H180V31H179ZM205 32H204V33H205ZM211 32H210V33H211ZM214 32H215V31H214ZM214 32H213V33H214ZM225 32H226V31H225ZM225 32H222V33H225ZM227 32H229V31H227ZM55 33H56V32H55ZM125 33H126V32H124V34H125ZM134 33H132V34L134 35ZM148 33H149V32H148ZM234 33H235V32H234ZM234 33H232V34H234ZM236 33L238 34V31H237ZM236 33H235V34H236ZM257 33H258V35L261 34V33L259 34V32H257ZM121 34H122V33H121ZM126 34H127V33H126ZM144 34H143V35H144ZM149 34H150V33H149ZM225 34H226V33H225ZM228 34H229V33H228ZM51 35H53V34H51ZM106 35H107V34H106ZM198 35H199V34H198ZM216 35H217V34H216ZM229 35H230V34H229ZM242 35H241V36H242ZM255 35L258 36L257 34H255ZM263 35H264V34H262V36H263ZM31 36H32V35H31ZM117 36H118V35H117ZM117 36H116V37H117ZM126 36H127V35H126ZM139 36H140V35H139ZM145 36H146V35H145ZM154 36H155V35H154ZM178 36H179V35H178ZM200 36H201V35H200ZM203 36H204V35H203ZM212 36L215 37L214 35H212ZM224 36H225V35H224ZM226 36H227V34H226ZM226 36H225V37H226ZM234 36H236V35H233V36H231L230 38H232V37L235 38ZM51 37H52V36H51ZM107 37H108V39H110L109 36H107ZM119 37H120V36H119ZM135 37H136V36H135ZM201 37H202V36H201ZM228 37H229V36H228ZM228 37H226V38L228 39ZM133 38H134V37H133ZM146 38H147V37H146ZM150 38H152V37H150ZM222 38H223V40H225L224 37H222ZM233 38H232V39H233ZM252 38H254L253 35H252ZM256 38H257V37H256ZM203 39H206V40H207V38H205V37H204ZM203 39L201 38V40H203ZM208 39H210V37H209ZM215 39H216V38H215ZM236 39H238V38H236ZM117 40H118V39H117ZM133 40H134V39H133ZM135 40H136V39H135ZM161 40H162V39H161ZM177 40H178V39H177ZM197 40H198V39H197ZM201 40H199V41H200L199 43L202 42ZM220 40H221V39H219V41H220ZM251 40H252V39H251ZM253 40H254V39H253ZM253 40H252V42H253ZM255 40H256V39H255ZM259 40H261V39H259ZM204 41H205V40H204ZM210 41H211V39L209 40V42H210ZM213 41H214V40H213ZM227 41H228V40H227ZM229 41H230L229 43H231V42L234 41V40H231V39H230ZM236 41H237V42L239 41V42H238L239 44L241 43V40H239V39L236 40ZM236 41H234V42H236ZM109 42H112V41L110 40ZM135 42H136V41H135ZM211 42H212V41H211ZM214 42H215V41H214ZM214 42H212V43H213L212 46H214V44H215ZM116 43H117V42H116ZM163 43H164V42H163ZM163 43H162V44H163ZM192 43H194V42H192ZM204 43L207 44L206 46L208 47V43H207V42H202L201 44H204ZM220 43H221V41H220ZM225 43H226V42H224V44H223V43H222V44L225 45ZM238 43H237V44H238ZM56 44H57V43H56ZM133 44H134V43H133ZM142 44H143V43H142ZM154 44H155V43H154ZM173 44H175V43H173ZM201 44H197L195 49H197V48H198L197 46H199V45H201ZM226 44H227V43H226ZM263 44H264V43H263ZM194 45H195V44H193V47H195ZM229 45H231V44H229ZM254 45H255V44H254ZM256 45H257V44H256ZM260 45H262V44H260ZM141 46L143 47V45H141ZM159 46H160V45H159ZM162 46H163V45H162ZM206 46L204 45V47H203V46H201V47H202L203 50H204V48H205ZM209 46H211V45H209ZM218 46H219V44H218ZM249 46H250V45H249ZM252 46H253V44H252ZM257 46H258V48H260L259 44H258ZM184 47H185V46H183V49H184ZM201 47H199V48L201 49ZM207 47H206V48H207ZM229 47H230V46H229ZM229 47H227V48H229ZM235 47H236V45L234 46V48H235ZM237 47H238V46H237ZM28 48H29V47H28ZM143 48H146V47H143ZM253 48H254V46H253ZM258 48H256V49L258 50ZM186 49H189V50H190V49H192V47H190V48L187 47ZM211 49L215 50L214 47H213V48L211 47ZM222 49H223V48H222ZM51 50H52V49H51ZM138 50H139V52H140V49H138ZM184 50H185V49H184ZM192 50H193V49H192ZM206 50H207V49H206ZM206 50H205V51H202V50H201V51H202V52H206ZM235 50H236V49H235ZM235 50H234V51H235ZM251 50H252V49H251ZM251 50L249 51L250 53H251ZM167 51H168V50H167ZM176 51H177V50H176ZM197 51H198V50H196V53H197ZM219 51H220V50H219ZM219 51H217V52H219ZM222 51H223V50H222ZM231 51H232V49H231ZM234 51H233V52H234ZM236 51H237V50H236ZM141 52H142V51H141ZM156 52H157V51H156ZM163 52H164V51H163ZM187 52H188V51H187ZM214 52H216V50H215ZM217 52H216V55H218ZM224 52L227 53V50H225ZM224 52H223V53H224ZM263 52H264V51H263ZM91 53H92V52H91ZM116 53H117V52H116ZM122 53H123V52H122ZM125 53H126V52H125ZM142 53H143V52H142ZM144 53H145V52H144ZM149 53H150V52H149ZM171 53H172V52H171ZM190 53H191V52H190ZM228 53H229V52H228ZM230 53H231V52H230ZM234 53H235V52H234ZM253 53H254V51H253ZM255 53H256V52H255ZM255 53H254V55L257 56ZM258 53H259V55H261V54H262V51L260 52V50H259ZM258 53H257V54H258ZM260 53H261V54H260ZM118 54H119V53H117V55H118ZM138 54H139V53H138ZM188 54H189V53H188ZM198 54H199V53H198ZM232 54H233V53H232ZM251 54H252V53H251ZM48 55H49V54H48ZM48 55H47V56H48ZM68 55H69V54H68ZM133 55H135V54H133ZM175 55H176V54H175ZM175 55H174V56H175ZM178 55H179V53H178ZM189 55H190V54H189ZM206 55H208V53H207ZM210 55H211V54H210ZM220 55H222V54H220ZM233 55H234V54H233ZM262 55H263V54H262ZM137 56H138V55H137ZM179 56H180V55H179ZM187 56H188V55H187ZM190 56H192V58L189 59V60H191V64H192V62H193L192 59H193V57H194V54H192V55H190ZM199 56H200V55H199ZM212 56H214V55L212 54ZM227 56H228V55H227ZM247 56H249V55H247ZM73 57H74V56H73ZM93 57H94V56H93ZM146 57H147V56H146ZM156 57H157V56H156ZM230 57H231V55H230ZM232 57H234V56H232ZM235 57H236V56H235ZM251 57H252V55L250 56V58H251ZM260 57L262 58V56H260ZM263 57H264V56H263ZM90 58H91V57H90ZM136 58H140V57H136ZM142 58H144V57H142ZM148 58H150V57H148ZM152 58H154V57H152ZM157 58H158V57H157ZM175 58H176V57H175ZM187 58H188V57H187ZM198 58H199V57H198ZM198 58H196V59H198ZM207 58H208V56H207ZM214 58H215V57H214ZM223 58H224V57H223ZM244 58H245V57H244ZM244 58H243V60L246 61V59H244ZM248 58H249V57H248ZM250 58H249V59H250ZM68 59H69V58H68ZM78 59H79V58H78ZM200 59H201V58H200ZM208 59H209V58H208ZM210 59H211V56H210ZM220 59H221V58H220ZM253 59H255V57H254ZM64 60H65V59H64ZM66 60H67V59H66ZM125 60H126V59H125ZM127 60H128V59H127ZM132 60H133V59H132ZM136 60H137V59H136ZM155 60H156V59H155ZM176 60H178V58H177ZM221 60H222V59H221ZM230 60H231V58H230ZM230 60H229V61H230ZM238 60H239V59H238ZM247 60H248V59H247ZM260 60H261V59H260ZM67 61H68V60H67ZM69 61H70V60H69ZM194 61H195V58H194ZM200 61H201V60H200ZM204 61H205V59H204ZM229 61H228V63H229ZM231 61H232V60H231ZM235 61H237L236 58H235ZM235 61H234V62H235ZM241 61H242V60H241ZM248 61H250V60H248ZM262 61H263V63H264V60H262ZM140 62H141V61H139V63H140ZM146 62H147V61H146ZM146 62H145V63H146ZM160 62H161V61H160ZM174 62H175V59H174ZM208 62H209V61H208ZM212 62H213V60H212ZM212 62H211V63H212ZM218 62H219V61H218ZM222 62H223V61H222ZM222 62H219V63H222ZM234 62H233V63H234ZM137 63H138V62H137ZM198 63H199V62H198ZM209 63H210V62H209ZM209 63H208V64H209ZM219 63H218V64H219ZM224 63H225V62H224ZM228 63H227V64H228ZM233 63H232V64H233ZM241 63H243V62H241ZM247 63H248V62H247ZM119 64H120V63H119ZM132 64H133V63H132ZM161 64H162V63H161ZM184 64H185V63H184ZM184 64H183V65H184ZM193 64H194V63H193ZM200 64H201V63H200ZM208 64H207V66H208ZM230 64H231V62H230ZM230 64H229V65H230ZM234 64H235V63H234ZM243 64L245 65V62H244ZM103 65H105V64H103ZM108 65H109V64H108ZM136 65H138V64H136ZM147 65H148V64H147ZM176 65H177V63H176ZM180 65H181V64H180ZM187 65H188V63H187ZM195 65H196V64H195ZM195 65H194V66H195ZM204 65H205V67H207L206 64H204ZM204 65H202V66H204ZM236 65L238 66V64H235V67H236ZM248 65H249V64H247V65H245V66L248 67ZM109 66H110V65H109ZM170 66H171V65H170ZM170 66H169V67H170ZM185 66H186V64H185L184 66H182V67H185ZM202 66H201V67H202ZM214 66H215V64H213V67H214ZM227 66H228V65H227ZM240 66L242 67V64H241ZM240 66H239V68H240ZM245 66H243V67H245ZM255 66H256V65H255ZM259 66H261L260 63H259ZM152 67H153V66H152ZM197 67H199L198 64H197ZM208 67H210V65H209ZM211 67H212V66H211ZM228 67H229V66H228ZM228 67H226V68H228ZM232 67H234V66H230L229 68H232ZM243 67H242V68H243ZM65 68H66V67H65ZM145 68H146V67H145ZM148 68H149V67H148ZM173 68H174V67H173ZM173 68H170V69H173ZM193 68H194V67H193ZM199 68H200V67H199ZM217 68H218V67H217ZM222 68H225V66L222 67ZM229 68H228V71H229ZM261 68H262V67H261ZM164 69H165V68H164ZM190 69H191V68H190ZM197 69H198V68H197ZM208 69H209V68H208ZM234 69H235V68H234ZM234 69H233V70H234ZM236 69H237V68H236ZM243 69H244V68H243ZM113 70H114V69H113ZM126 70H127V69H126ZM131 70H132V69H131ZM131 70H130V71H131ZM135 70H136V69H135ZM135 70H134V71H135ZM200 70H201V69H200ZM200 70H199V71H200ZM220 70H221V68H220ZM230 70H231V69H230ZM260 70H261V69H260ZM58 71H59V70H58ZM87 71H88V70H87ZM123 71H125V70H123ZM127 71H128V70H127ZM127 71H126V72H127ZM130 71H129V72H130ZM161 71H162V70H161ZM165 71H166V70H164V72H165ZM167 71H168V70H167ZM167 71H166V72H167ZM178 71H179V70H178ZM191 71H192V70H191ZM209 71H211V70H209ZM251 71H252V70H251ZM258 71H259V70H258ZM174 72H175V71H174ZM179 72H180V71H179ZM179 72H178V73H179ZM204 72H205V76H206L207 73H206V71H204ZM204 72H203V73H204ZM207 72H208V71H207ZM222 72H223V71H222ZM225 72H226V70H225ZM234 72H235V71H234ZM234 72H233L232 74H234ZM236 72H237V71H236ZM236 72H235V73H236ZM238 72H239V71H238ZM241 72H242V69H241ZM249 72H250V71H249ZM261 72H262V71H260V73L257 72V74H262ZM263 72H264V69H263ZM87 73H88V72H87ZM167 73H168V72H167ZM187 73H188V71H187ZM194 73H195V70H194ZM208 73H209V72H208ZM216 73H218V72H215V70H214V74H216ZM97 74H98V73H97ZM132 74H133V73H132ZM145 74H146V73H145ZM189 74H190V73H189ZM189 74H188V75H189ZM191 74H193V73H191ZM191 74H190V75H191ZM197 74H198V73H197ZM218 74H219V73H218ZM220 74H221V73H220ZM232 74H231V76H230L231 78H232ZM237 74H238V73H236V75H237ZM243 74H244V72H243ZM254 74H255V72H254ZM100 75H101V74H100ZM126 75H127V74H126ZM143 75H144V74H143ZM158 75H159V74H158ZM167 75H168V74H167ZM172 75H174V74H172ZM239 75H240V73H239ZM255 75H256V74H255ZM127 76H128V75H127ZM137 76H138V75H137ZM168 76H169V75H168ZM184 76H185V75H184ZM191 76H192V75H191ZM209 76H210V75H209ZM212 76H214V75H212ZM218 76H219V75H218ZM220 76H221V75H220ZM220 76H219V77H220ZM223 76H224V75H223ZM241 76H242V73H241ZM257 76H258V75H257ZM68 77H69V76H68ZM192 77H193V76H192ZM227 77H228V76H227ZM237 77H238V75H237ZM261 77H262V76H261ZM96 78H97V77H96ZM121 78H122V77H121ZM125 78H127V77H125ZM128 78H129V77H128ZM131 78H132V76H131ZM157 78H158V77H157ZM166 78H167V77H166ZM197 78H198V77H197ZM197 78H195V79H197ZM209 78L211 79V76H210ZM217 78H218V77H217ZM223 78H225V76H224ZM262 78H263V77H262ZM85 79H86V78H85ZM183 79H185V77H184ZM210 79H209V82H208L209 85H212V82L215 83V81H211ZM226 79H227V78H226ZM240 79H241V78H240ZM240 79H239V80H240ZM242 79H243V78H242ZM242 79H241V80H242ZM244 79H245V78H244ZM256 79H257V78H255L254 80H256ZM260 79H261V78H260ZM260 79H259V81H260ZM90 80H91V79H90ZM191 80H192V79H191ZM204 80H205V79H204ZM213 80H214V79H213ZM224 80H225V79H224ZM229 80H230V79H229ZM231 80H233V78H232ZM241 80H240V81H241ZM248 80H249V79H248ZM248 80H247L246 82H250V83H251V81H250V80L248 81ZM83 81H84V80H83ZM118 81H119V80H118ZM194 81H195V80H194ZM199 81H200V80H199ZM210 81H211V84H210ZM233 81H234V80H233ZM233 81H232V83H233ZM236 81H237V80H235L234 83H237V82H238V81H237V82H236ZM242 81H244V80H242ZM242 81L240 82V84H238L239 82L237 83V84L239 85V87L242 86V85H244ZM21 82H22V81H21ZM51 82H52V81H51ZM85 82H86V80H85ZM89 82H90V81H89ZM93 82H94V81H93ZM124 82H125V81H124ZM151 82H152V81H151ZM206 82H207V81H206ZM218 82H219V81H217V83H218ZM223 82H225V81H223ZM223 82H222V83H223ZM244 82H245V81H244ZM256 82H258V80H257ZM70 83H71V82H70ZM72 83H73V82H72ZM86 83H87V82H86ZM95 83H96V82H95ZM113 83H115V82H113ZM136 83L138 84V82H136ZM149 83H150V82H149ZM163 83H164V82H163ZM189 83H191V85H192V82H188V84H189ZM200 83H201V82H200ZM241 83H242V85H241ZM260 83L262 84V82H260ZM260 83L258 82V85H257L258 87H259ZM48 84H49V83H48ZM73 84H74V83H73ZM90 84H91V83H90ZM96 84H97V83H96ZM108 84H109V83H108ZM117 84H118V82H117ZM156 84L158 85V82H157ZM166 84H167V83H166ZM168 84H169V83H168ZM186 84H187V83H186ZM194 84H195V83H194ZM204 84H205V83H204ZM215 84H216V83H215ZM218 84L221 85V82L218 83ZM226 84H227V81H226ZM226 84H225V85H226ZM255 84H256V83H255ZM18 85H19V84H18ZM74 85H75V84H74ZM80 85H81V84H80ZM120 85H121V84H120ZM123 85H124V84H123ZM126 85H127V84H126ZM133 85H136V84L134 83ZM147 85H148V84H147ZM153 85H154V84H153ZM164 85H165V83H164ZM169 85H170V84H169ZM173 85H174V84H173ZM191 85H190V86H191ZM195 85H196V84H195ZM205 85H207V84H205ZM213 85H214V84H213ZM223 85H224V84H223ZM231 85H232V84H231ZM235 85H236V84H235ZM69 86L71 87V85H69ZM144 86H145V85H144ZM149 86H150V84H149ZM171 86H172V85H171ZM184 86H185V84H184ZM218 86H219V85H218ZM233 86H234V85H233ZM249 86H250V85H248V87H249ZM253 86H255V85H253V83H252V87H253ZM257 86H255V87H253V88L256 89ZM30 87H31V86H30ZM72 87H73V86H72ZM74 87H75V86H74ZM150 87H151V86H150ZM158 87H159V86H158ZM166 87H168V86H166ZM173 87H174V86H173ZM179 87L181 88L182 86H179ZM186 87H187V86H186ZM186 87H185V88H186ZM201 87H202V85H201ZM221 87H222V86H221ZM223 87H224V86H223ZM237 87H238V86H236L235 88H237ZM244 87H245V85H244ZM246 87H247V86H246ZM248 87H247V88H248ZM252 87H251V88H252ZM12 88H13V87H12ZM16 88H17V87H16ZM16 88H15V89H16ZM51 88H52V87H51ZM59 88H60V87H59ZM68 88H69V87H68ZM155 88H156V87H155ZM203 88H206V87H203ZM207 88H208V87H207ZM210 88H211V87H210ZM214 88H215V86H214ZM214 88L212 87V88H211L212 90H208V89H207V90L212 92ZM247 88L244 89L243 86H242L243 92H245L244 90H246ZM251 88L249 87V90H250ZM259 88H260V90L262 91L261 86H260ZM262 88H264V86H263ZM64 89H65V88H64ZM72 89H73V88H72ZM86 89H87V88H86ZM143 89H144V88H143ZM182 89H183V87H182ZM187 89H189V88H187ZM193 89H194V88H193ZM216 89H217V87H216ZM218 89H219V87H218ZM220 89H221V90H224L225 87H224V89H223V88H220ZM220 89L218 90V93L220 92ZM228 89H229V88H228ZM231 89H232V87H231ZM237 89H238V88H237ZM240 89H241V88H239L238 91H239ZM49 90H50V89H49ZM163 90H165V89H163ZM170 90H172V89H170ZM173 90H174V89H173ZM179 90H180V89H179ZM185 90H186V89H185ZM185 90H184V91H185ZM190 90H191V89H190ZM204 90H205V89H204ZM229 90H230V89H229ZM229 90H228V91H229ZM232 90H233V89H232ZM232 90H231V91H232ZM263 90H264V89H263ZM136 91H137V90H136ZM187 91H188V90H187ZM197 91H199V90L197 89ZM238 91H237V93H238ZM252 91H254V93H255L256 90H252ZM261 91H260V92H261ZM50 92H52V90H51ZM50 92H49L48 94H46V95H49ZM171 92H172V91H171ZM171 92H168V91H167V93H171ZM174 92H175V91H174ZM199 92H200V91H199ZM203 92H204V91H203ZM203 92H202V93H203ZM214 92H215V90H214ZM216 92H217V91H216ZM216 92H215V93H216ZM224 92H226V91H224ZM239 92L241 93V91H239ZM243 92H242L241 94H243ZM187 93H188V92H187ZM194 93L196 94V92H194ZM221 93L224 94L222 91H221ZM240 93H238V95L241 97V94H240ZM245 93H249L250 96L254 94V93L251 94V92H248V91L245 92ZM245 93H244V94H245ZM258 93H259V92H258ZM261 93H262V92H261ZM263 93H264V92H263ZM263 93H262V94H263ZM43 94H44V93H43ZM165 94H166V93H165ZM165 94H164V95H165ZM179 94H180V93H179ZM179 94H178V97H180ZM185 94H186V92H185ZM185 94H184V95H185ZM204 94H207V93H204ZM204 94H203L202 96H204ZM210 94H211V93H210ZM210 94L208 93V96H209ZM212 94H214V93H212ZM244 94H243V95H244ZM262 94H261V96H262ZM50 95H51V94H50ZM160 95H161V93H160ZM170 95H171V94H170ZM170 95L168 94V96H169V100L171 99V98H170ZM184 95H183V96H184ZM254 95H255V94H254ZM12 96H13V95H12ZM67 96H69V95H67ZM153 96H154V95H153ZM162 96H163V93H162ZM168 96H165V97H168ZM183 96H181V97H183ZM208 96H207L206 98H208ZM215 96H216V95H215ZM233 96H235V95H233ZM233 96H232V97H233ZM245 96L247 97V95H245ZM245 96H244V97H245ZM255 96H256V95H255ZM257 96H258V95H257ZM103 97H104V96H103ZM105 97H106V96H105ZM105 97H104V98H105ZM114 97H115V96H114ZM119 97H120V96H119ZM136 97H137V96H136ZM138 97H139V96H138ZM148 97H149V96H148ZM159 97H161V96H159ZM174 97H175V96H173V98H174ZM204 97H205V96H204ZM213 97H214V96H213ZM223 97H224V96H223ZM252 97L254 98V96H252ZM262 97H263V96H262ZM54 98H55V97H54ZM185 98H186V97H185ZM187 98H189V97H187ZM202 98H203V97H202ZM215 98H216V97H215ZM217 98H218V96H217ZM161 99H163V97H161ZM176 99H177V98H176ZM190 99H191V98H189L188 102H187V101H186V102H187V103H189V102L191 103L192 99H191V101H190ZM204 99H205V98H204ZM208 99H209V98H208ZM224 99H225V98H224ZM224 99H223V100H224ZM242 99H243V98H242ZM246 99H247V98H246ZM250 99H251V98H250ZM257 99H258V98H257ZM257 99H256V100H257ZM262 99H263V98H260V100H262ZM60 100H61V99H60ZM106 100H107V99H106ZM169 100H168V101H169ZM174 100H175V99H173V101H174ZM181 100H182V98H181L180 101H178V102H182V101H183V100H182V101H181ZM198 100H199V99H198ZM200 100H201V98H200ZM200 100H199V101H200ZM215 100H216V99H215ZM232 100H233V99H232ZM236 100H240V99L237 98ZM247 100H248V99H247ZM254 100H255V98H254ZM152 101H153V100H152ZM157 101H158V96H157ZM171 101H172V100H171ZM202 101H203V99H202ZM208 101H210V100H208ZM216 101H217V100H216ZM240 101H242V102L239 103V106H240V104H243V100H240ZM249 101H250V100H248V102H249ZM257 101H258V100H257ZM10 102H11V101H10ZM51 102H52V101H51ZM51 102H50V103H51ZM62 102H63V99H62ZM79 102H80V101H79ZM113 102H114V101H113ZM115 102H116V101H115ZM174 102H175V101H174ZM210 102H212V101H210ZM217 102H218V101H217ZM222 102H223V101H222ZM254 102H255V101H254ZM254 102H253V103L250 102V103H248V104H253L252 106H254V108H255V105H256V104L254 105ZM83 103H84V101H83ZM102 103H103V102H102ZM159 103H167V104H168L167 101H166V102H161V101H160ZM159 103H158V104H159ZM169 103H170V102H169ZM196 103H197V101H196ZM206 103H207V102H206ZM212 103H213V102H212ZM224 103H225V101H224ZM236 103H237V102H236ZM236 103H234V104H235V108H237V107H236V106H237ZM258 103H259V102H258ZM97 104H98V103H97ZM110 104H112V102H110L109 105H110ZM128 104H129V103H128ZM208 104H209V103H208ZM46 105H47V104H46ZM91 105H92V104H91ZM98 105H99V104H98ZM109 105H108V107L111 106V105H110V106H109ZM140 105H142V104H140ZM175 105H176V104H175ZM183 105H185V104H183ZM190 105H191V104H190ZM196 105H197V104H196ZM201 105H202V106L206 105V108H208V107H207V104H205V103H204V105H203V103H202ZM209 105H210V104H209ZM220 105H222V104H220ZM220 105H219V106H220ZM260 105H261V104H260ZM61 106H62V105H61ZM70 106H71V105H70ZM88 106H89V105H88ZM112 106H113V105H112ZM164 106H165V104H164ZM170 106H171V105H170ZM179 106H180V105H179ZM181 106H182V103H181ZM210 106H211V105H210ZM241 106H242V105H241ZM243 106H244V105H243ZM245 106H247V105L245 104ZM250 106H251V105H250ZM261 106H262V105H261ZM89 107H90V106H89ZM93 107H94V105H93ZM187 107H188V109L190 108L189 106H187ZM192 107H193V106H192ZM192 107H191V108H192ZM195 107H196V106H195ZM223 107H224V106H223ZM258 107H259V105H258ZM258 107H257V108H258ZM91 108H92V106H91ZM95 108L97 109L96 105H95ZM169 108H170V107H169ZM200 108H202V107H200ZM219 108H220V107H219ZM219 108H218L217 110H219ZM231 108H233V106H232ZM249 108H250V107H249ZM249 108H247V109L249 110ZM257 108H256V110H254V112H255V111L258 112V109H257ZM92 109H93V108H92ZM103 109H105V108H103ZM106 109H107V108H106ZM110 109H111V108H110ZM177 109H178V108H177ZM180 109H182V108H180ZM197 109H199V108L197 107ZM212 109H214V107H213ZM240 109L242 110V109H244V108H240ZM28 110H29V109H28ZM88 110H89V109H87L86 111H88ZM169 110H170V109H169ZM192 110H194V109L192 108ZM192 110H191V111H192ZM217 110H216V111H217ZM235 110H236V109H235ZM237 110H239V109L237 108ZM237 110H236V111H237ZM248 110H244V112H245V111H248ZM250 110H251V108H250ZM252 110H253V109H252ZM261 110H262V109H261ZM39 111H40V110H39ZM107 111H109V109H108ZM130 111H131V110H130ZM138 111H139V110H138ZM173 111H174V110H173ZM186 111H187V109H186ZM186 111L183 110L182 112H185V114H186ZM206 111H207V110H206ZM206 111H205V112H206ZM209 111H212V112H211L212 114H214V113L216 112V111L213 112V110H211V108L207 111V113H208ZM231 111H233V110H231ZM231 111H230V112H231ZM69 112H71V111L69 110ZM82 112H83V111H82ZM84 112H85V110H84ZM160 112H161V111H160ZM175 112H176V109H175ZM177 112H178V111H177ZM180 112H181V110H180ZM182 112H181V113H182ZM188 112H189V110H188ZM230 112H229V113H230ZM237 112H239L238 114H240V111H237ZM242 112H243V111H242ZM242 112H241V113H242ZM251 112H252V111H251ZM254 112H252V113H253V114H256V113H254ZM260 112L263 113V111H260V108H259V113H260ZM195 113L198 114V112H195ZM207 113H206V115H207ZM226 113H227V112H226ZM229 113H227V115H229ZM92 114H93V113H92ZM96 114H97V113H96ZM117 114H118V113H117ZM163 114H164V113H163ZM170 114H171V113H170ZM173 114H174V113H173ZM175 114H176V113H175ZM199 114H200V112H199ZM201 114H204V113H201ZM201 114H200V116H201ZM212 114H211V115H212ZM219 114H220V112H219ZM223 114H224V113H223ZM231 114H232V113H230V115H231ZM236 114H237V113H235V115H236ZM242 114H244V113H242ZM242 114H240V116H242ZM71 115H72V114H71ZM99 115H100V114H98V117H99ZM110 115H111V114H110ZM160 115H161V114H160ZM179 115H180V114H179ZM187 115H188V114H187ZM187 115H186L185 117H187ZM189 115H190V114H189ZM189 115H188V116H189ZM225 115H226V114H225ZM235 115H234V117H235ZM250 115H251V114H249V115H247V116H250ZM256 115H260V114H256ZM262 115H263V114H262ZM158 116H159V115H158ZM163 116H164V115H163ZM171 116H172V115H171ZM204 116H205V114H204ZM222 116L224 117V115H222ZM232 116H233V115H232ZM237 116H238V115H237ZM251 116H252V115H251ZM254 116H255V115H254ZM65 117H66V116H65ZM201 117H202V116H201ZM243 117H244V115H243ZM257 117H258V116H257ZM260 117H261V119H260ZM260 117H259V119H256V120H259V121H257L258 123L260 122V120H262V117H263V116L260 115ZM57 118H58V117H57ZM95 118H96V117H95ZM135 118H136V117H135ZM176 118H177V117H176ZM179 118H180V117H179ZM199 118H200V117H199ZM211 118H212V117H211ZM217 118H218V116H217ZM221 118H222V117H221ZM221 118H220V121H221ZM238 118H239V117H238ZM21 119H22V118H21ZM55 119H56V118H55ZM88 119H89V118H88ZM158 119H160V117H159ZM197 119H198V118H197ZM207 119H209V118H207ZM232 119H233V117H232ZM239 119H240V118H239ZM253 119H254V117H253ZM161 120H162V118H161ZM166 120H167V119H166ZM172 120H174V119H172ZM176 120H177V119H176ZM181 120H182V119H180L179 121H181ZM228 120H229V119H228ZM230 120H231V118H230ZM233 120H234V119H233ZM247 120H250V119H247ZM256 120L254 119V121H252V122L254 123ZM79 121H80V120H79ZM79 121H78V122H79ZM163 121H164V119H163ZM197 121H198V120H197ZM197 121H196V122H197ZM201 121L203 122V119L200 120V121H198V122H201ZM204 121H205V120H204ZM242 121H244V122H242ZM242 121H241V122H242V124L244 123V124H243V126H244L245 123H246V122H245L246 120H242ZM90 122H91V121H90ZM165 122L169 123L168 121H165ZM175 122H176V121H175ZM184 122H185V121H184ZM217 122H218V121H217ZM221 122H223V121H221ZM224 122L226 123V121H224ZM231 122H232V121H231ZM238 122H239V121H238ZM241 122H240V124H241ZM257 122H256V123H257ZM70 123H71V122H70ZM91 123H92V122H91ZM107 123H108V122H107ZM167 123H166V124H167ZM205 123H206V122H205ZM205 123H204V124H205ZM218 123H219V122H218ZM225 123H224V124H225ZM229 123H230V122H229ZM256 123H255V124H256ZM262 123L264 124V122H262ZM262 123H261V124H262ZM71 124H72V123H71ZM73 124H74V123H73ZM79 124H80V123H79ZM96 124H97V123H96ZM204 124H203V125H204ZM222 124H223V123H222ZM249 124H250V122H249ZM255 124H254V125H255ZM261 124H260V126H261ZM80 125H81V124H80ZM88 125H89V124H88ZM92 125H93V124H92ZM92 125H91V126H92ZM157 125H158V124H157ZM229 125H230V124H229ZM246 125H248V123H247ZM162 126H163V125H162ZM170 126H172V125H170ZM224 126H225V125H224ZM224 126H223V127H224ZM240 126H242V125H240ZM243 126H242V127H243ZM249 126H250V125H249ZM262 126H263V125H262ZM51 127H52V126H51ZM83 127H84V126H83ZM92 127H93V126H92ZM158 127H160V126H158ZM166 127H167V126H166ZM172 127H173V126H172ZM216 127H217V126H216ZM229 127H231V125H230ZM255 127H257V126L255 125ZM255 127H254V128H253V127H250V128L248 127V128H249V129H253V130H254V129H255V130H256V129L258 130V129H259V128H255ZM43 128H44V127H43ZM60 128H61V127H60ZM84 128H85V127H84ZM93 128H94V127H93ZM161 128H163V127H161ZM164 128H165V126H164ZM173 128H174V127H173ZM188 128H189V127H188ZM188 128H187V130H188ZM213 128H215V127H213ZM213 128H212V130H215V129H213ZM219 128H220V126H219ZM233 128H234V127H233ZM233 128H232V130H233ZM125 129H126V128H125ZM190 129H192V128L190 127ZM193 129H194V128H193ZM193 129H192V130H193ZM260 129H261V128H260ZM260 129H259V130H260ZM263 129H264V127H263ZM263 129H261L262 131H260L261 134H262V132H263ZM52 130H53V129H52ZM61 130H62V128H61ZM159 130H160V129H159ZM168 130H169V129H168ZM175 130H176V129H175ZM179 130H180V129H179ZM187 130H186V132H187ZM241 130H242V129H241ZM241 130H240V131H241ZM259 130H258V131H259ZM156 131H157V133L159 132L158 129H157ZM164 131H165V130H164ZM166 131H167V130H166ZM171 131L173 132L172 129H171ZM181 131H182V130H181ZM216 131H217V130H216ZM218 131H220V130L218 129ZM225 131H226V130H225ZM250 131H251V130H250ZM258 131H257V136H258V133H259ZM66 132H67V130H66ZM69 132H70V131H69ZM69 132H67V133H69ZM89 132H90V131H89ZM161 132H163V130H162ZM230 132H231V130L228 132V134H229ZM246 132H247V131H246ZM255 132H256V131H252V132H250V133H253L252 135H253V136H256V135H254ZM13 133H14V132H13ZM67 133H66V134H67ZM153 133H155V131H154ZM159 133H160V132H159ZM166 133H167V132H166ZM170 133H171V132H170ZM173 133H175V132H173ZM173 133H172V134H173ZM183 133L185 134V132H183ZM191 133H192V131H191ZM212 133H214V131H213ZM242 133H243V132H242ZM250 133H249V134H250ZM24 134H25V133H24ZM37 134H39V133L37 132ZM163 134H164V133H163ZM178 134H179V133H178ZM195 134H196V133H195ZM195 134H194V135H195ZM217 134H218V133H217ZM220 134H222V132H221ZM220 134H218V135H220ZM228 134H227V135H228ZM243 134H244V133H243ZM247 134H248V133H246L245 135L247 136ZM155 135H158V137H159V134H156V133H155ZM160 135H161V134H160ZM167 135H168V133H167ZM167 135H166V137H167ZM210 135H211V134H210ZM213 135H214V134H213ZM218 135H217V138H219ZM245 135H244V136H245ZM259 135H260V133H259ZM68 136H69V135H68ZM161 136H162V135H161ZM163 136H165V135H163ZM174 136H175V135H174ZM189 136H191V135H189ZM196 136L198 137V135H196ZM241 136H243V135H241ZM241 136L238 135L237 139H238L239 137H241ZM244 136H243V138H244L243 141H245V138H246V137H244ZM249 136H251V135H249ZM260 136H261V135H260ZM260 136H258V137H259V139H261V140H258V141H259V142L261 141L260 143L262 144V141H263L264 139L262 140V137L260 138ZM156 137H157V136H156ZM211 137H212V136H211ZM214 137H215V136H214ZM226 137H227V136H226ZM251 137H252V136H251ZM263 137H264V136H263ZM45 138H46V137H45ZM162 138H163V137H162ZM162 138H160V139H162ZM171 138H172V137H171ZM187 138L189 139V137H187ZM190 138L192 139V137H190ZM193 138H194V136H193ZM229 138H230V137H229ZM234 138H235V137H234ZM248 138H249V137H247V139H248ZM46 139H47V138H46ZM70 139H71V138H70ZM102 139H103V138H102ZM136 139H137V138H136ZM136 139H135V140H136ZM142 139H144V138L142 137ZM142 139H141V140H142ZM163 139H164V138H163ZM169 139H170V137H169ZM215 139H216V138H215ZM255 139H256V138H255ZM255 139H253L254 141L252 140L253 143H254V142L256 143L257 140L255 141ZM22 140H23V139H22ZM42 140H43V138H42ZM48 140H49V139H48ZM52 140H53V139H52ZM57 140L59 141V139H57ZM71 140H72V139H71ZM165 140H166V139H165ZM186 140H187V139H186ZM192 140H193V139H192ZM216 140H217V139H216ZM216 140L213 139V141H216ZM227 140H228V139H227ZM227 140H226V141H227ZM43 141H44V140H43ZM43 141H42V142H43ZM45 141H46V140H45ZM63 141H64V140H63ZM168 141H170V140H168ZM174 141H175V140H174ZM184 141H185V139H184ZM184 141H181V142H184ZM188 141H189V140H188ZM194 141L196 142V140H193V142H194ZM213 141H212V143H213ZM229 141H230V140H229ZM233 141H234V140H232V143H233ZM236 141H237V140H236ZM241 141H242V140H241ZM241 141H240V145L238 144L240 149H241V144H242V142H243V141H242V142H241ZM248 141H249V140H248ZM40 142H41V141H40ZM102 142H103V141H102ZM162 142H165V141H162ZM175 142H176V141H175ZM179 142H180V141H179ZM185 142H186V141H185ZM191 142H192V141H191ZM195 142H194V144H195ZM221 142H222V141H221ZM223 142H225V141H223ZM252 142H251V143H252ZM46 143H47V142H46ZM79 143H80V142H79ZM81 143H82V142H81ZM132 143H133V142H132ZM150 143H151V142H150ZM154 143H156V142H154ZM177 143H178V142H177ZM210 143H211V142H210ZM216 143H217V142H216ZM225 143L227 144V142H225ZM237 143H238V142H237ZM245 143H246V141H245ZM251 143H250V144H251ZM253 143H252V144H253ZM255 143H254V144H255ZM20 144H21V143H20ZM107 144H108V143H107ZM138 144H139V143H138ZM157 144H159V143H157ZM160 144H161V143H160ZM162 144H163V143H162ZM175 144H176V143H175ZM191 144H192V143H191ZM194 144H193V146H194ZM235 144H236V143H235ZM235 144H233V146H235ZM247 144H249V143H247ZM250 144L247 145V146L250 147ZM254 144H253V145H254ZM47 145H49V144L47 143ZM75 145H76V144H75ZM153 145H154V144H153ZM155 145H156V144H155ZM155 145H154V146H155ZM168 145H169V144H168ZM168 145H167V148H168ZM176 145H177V144H176ZM202 145H203V144H202ZM231 145H232V144H231ZM253 145H251V148L254 147V146H258V144H255L254 146H253ZM259 145H260V144H259ZM72 146H73V145H72ZM136 146H137V145H136ZM170 146H171V145H170ZM173 146H174V143H173ZM180 146H181V145H180ZM261 146H262V145H261ZM54 147H56V146H53V148H54ZM155 147L157 148V145H156ZM176 147H177V146H176ZM187 147H190L191 149H193L195 146H194V147H191V145H190V146L187 145ZM187 147H186V148H187ZM213 147H214V146H213ZM263 147H264V142H263V146H262V148H261L259 151H261V150L263 151ZM21 148H22V147H21ZM138 148H140V147H138ZM162 148H163V147H162ZM167 148L165 147L166 151H167ZM177 148H178V147H177ZM177 148H176V149H177ZM181 148H182V147H181ZM201 148H202V147H201ZM233 148H234V147H233ZM237 148H238V147H237ZM239 148H238V149H239ZM245 148H246V147H245ZM251 148H250V150H251ZM259 148H260V146H259L258 148L255 147L256 151H257V149H259ZM31 149H33V148H31ZM39 149H40V148H39ZM59 149H60V146H59ZM76 149H79V148L77 147ZM141 149H142V147H141ZM213 149H214V148H213ZM218 149H220V148H218ZM231 149H232V148H231ZM246 149H247V148H246ZM40 150H41V149H40ZM52 150H55V149H52ZM80 150H81V149H80ZM138 150H139V149H138ZM154 150H155V149H154ZM158 150H159V149H158ZM215 150H217V149H215ZM234 150H236V149H234ZM234 150H233V151H234ZM114 151H115V150H114ZM119 151H120V150H119ZM132 151H133V150H132ZM140 151H142V150H140ZM155 151H157V150H155ZM172 151H173V149H172ZM184 151H186V150H184ZM187 151H189V150H187ZM230 151H231V150H230ZM230 151H229V152H230ZM233 151H232V152H233ZM237 151H238V150H237ZM237 151H236V152H237ZM246 151H247V150H246ZM251 151H253V148H252ZM262 151H261V152H262ZM53 152H55V151H53ZM70 152H71V151H70ZM146 152H147V151H146ZM157 152H158V151H157ZM191 152H192V151H191ZM215 152H216V151H215ZM227 152H228V151H227ZM238 152H239V151H238ZM253 152H254V151H253ZM253 152H252V153H253ZM25 153H26V151H25ZM56 153H57V152H56ZM135 153H136V152H135ZM144 153H145V152H144ZM184 153H185V152H184ZM188 153H189V152H188ZM217 153H218V152H217ZM240 153H241V151H240ZM242 153H243V150H242ZM244 153H247V152H245V150H244ZM248 153H249V152H248ZM250 153H251V152H250ZM252 153L249 154V156H248L249 160H250V156L252 155ZM255 153H256V152H255ZM255 153H253V155H254ZM36 154H37V153H36ZM107 154H108V153H107ZM124 154H125V152H124ZM124 154H123V155H124ZM129 154H130V153H129ZM129 154H128V155H129ZM131 154H132V153H131ZM145 154H146V153H145ZM153 154H155V153L153 152ZM157 154H158L159 157H161V155H162V154L159 155V152H158ZM167 154H168V153H167ZM174 154H175V153L173 152V156L176 157ZM185 154H186V153H185ZM185 154H184V155H185ZM215 154H216V153H215ZM227 154H228V153H227ZM236 154H237V153H236ZM257 154H259V156H260V152L257 153ZM23 155H24V154H23ZM61 155H62V154H61ZM61 155H59V156H61ZM77 155H78V153H77ZM189 155H190V154H189ZM202 155H205V154H202ZM216 155H217V154H216ZM216 155L214 156L215 159H216ZM220 155H221V154H220ZM222 155H223V154H222ZM240 155H241V154H240ZM240 155H239V158L242 159V158H244V155H246V154L242 155V158L240 157ZM247 155H248V154H247ZM261 155H262V154H261ZM24 156H25V155H24ZM47 156H48V155H47ZM56 156H58V155H56ZM56 156H55V157H56ZM65 156H67V155L65 154ZM65 156H64V157H65ZM85 156H86V155H85ZM133 156H134V154H133ZM133 156H132V157H133ZM138 156H139V155H138ZM152 156H153V155H152ZM154 156H155V155H154ZM185 156H186V155H185ZM223 156H224V155H223ZM237 156H238V154H237ZM237 156L234 157V159L237 160ZM257 156H258V155H255L253 159H256ZM70 157H71V155H70ZM124 157H125V156H124ZM124 157H123V158H124ZM149 157H151V156L149 155ZM163 157L165 158V156H163ZM163 157H162V158H163ZM170 157H171V156H170ZM202 157H203V156H202ZM205 157H206V156H205ZM211 157H212V155H211ZM217 157H219V154H218ZM220 157H221V156H220ZM226 157H227V156H225V159H226ZM228 157H229V155H228ZM31 158H32V157H31ZM139 158H140V157H139ZM141 158H142V157H141ZM156 158H157V157H155V159H156ZM162 158H161V159H162ZM206 158H207V157H206ZM209 158H210V156H209ZM229 158H230V157H229ZM229 158H228V159H229ZM231 158H233V155H232ZM239 158H238V162H234V161H233V162L235 163V165H236V163H238L239 167H241V165H242L241 161H242V160H240ZM246 158H247V157H246ZM246 158H245V159H246ZM257 158H258V157H257ZM57 159H58V158H57ZM107 159H108V158H107ZM147 159H148V158H147ZM150 159H151V158H150ZM174 159H175V158H173L172 160H174ZM192 159H193V158H192ZM192 159H191V160H192ZM195 159H196V158H194L193 160L196 161ZM197 159H198V158H197ZM218 159H219V158H218ZM220 159H222V158H220ZM245 159H243V160H245ZM251 159H252V157H251ZM253 159H252V160H253ZM260 159H261V157L259 158V160H260ZM62 160H63V159H62ZM93 160H95V159H93ZM135 160H136V159H135ZM141 160H142V159H140V161H141ZM157 160H158V159H157ZM199 160H200V158H199ZM202 160H203V159H202ZM216 160H217V159H216ZM223 160H224V158H223ZM246 160H247V159H246ZM263 160H264V159H263ZM35 161H36V160H35ZM53 161H56V160L54 159ZM153 161H154V160H153ZM163 161H164V159H163ZM163 161H162V163L164 164V162H165V161H168V159H167V160L165 159L164 162H163ZM179 161H180V160H179ZM188 161H189V160H188ZM204 161H205V160H204ZM208 161H209V160H208ZM211 161H212V160H211ZM254 161H255V160H253V162H254ZM22 162H23V161H22ZM75 162H77V161L75 160ZM129 162H130V161H129ZM138 162H139V161H138ZM142 162H143V161H142ZM155 162H158V161L155 160ZM191 162H192V161H191ZM199 162H200V161H199ZM205 162H206V161H205ZM220 162H221V164H222V161H221V160H220ZM231 162H232V159H231ZM242 162H243V161H242ZM246 162H247V161H246ZM253 162H252V163H253ZM27 163H29V162H27ZM63 163H64V162H63ZM136 163H137V162H136ZM140 163H141V162H140ZM180 163H181V162H179V164H180ZM189 163H190V161H189ZM195 163H197V162H195ZM202 163H204V162H202ZM214 163L216 164V161L213 162V164H214ZM223 163H224V162H223ZM228 163H229V162H227V164H228ZM234 163H233V164H234ZM240 163H241V165H240ZM243 163H244V162H243ZM255 163H256V162H255ZM95 164H96V163H95ZM116 164H117V163H116ZM126 164H127V163H126ZM163 164H162V165H163ZM165 164H166V163H165ZM165 164H164V166H165ZM179 164H178V165H179ZM183 164H184V163H183ZM219 164H220V163H218V165H219ZM233 164L231 163L230 165L234 166ZM244 164H245V163H244ZM257 164H258V163H257ZM261 164H262V163H261ZM56 165H57V164H56ZM56 165H55V166H56ZM100 165H101V163H100ZM103 165H104V164H103ZM144 165H145V164H144ZM158 165H159V164H157V166H158ZM168 165H170V164L168 163ZM173 165H174V164H172V166H173ZM178 165L175 164L176 167H177ZM197 165H199V164L197 163ZM216 165H217V164H216ZM222 165H223V164H222ZM246 165H247V163H246ZM259 165H260V164H259ZM262 165H264V163H263ZM61 166H62V165H61ZM94 166H95V165H94ZM96 166H98V164H97ZM135 166H136V165H135ZM148 166H149V165H148ZM155 166H156V165H155ZM187 166H190V165L187 164ZM193 166H194V165H193ZM228 166H229V164H228ZM236 166H237V165H236ZM250 166H251V164H250ZM254 166H255V165H254ZM256 166H257V165H256ZM58 167H59V166H58ZM99 167H100V166H99ZM160 167H162V166L160 165ZM165 167H166V166H165ZM178 167H179V166H178ZM183 167H185V166H183ZM183 167L181 168V170H183ZM234 167H235V166H234ZM234 167L230 169L231 171H232V170L234 171V172L232 171L233 174H235V169H234ZM245 167H247V166H242L241 168H245ZM257 167H258V166H257ZM261 167H262V166H261ZM261 167H260V168H261ZM38 168H39V167H38ZM132 168H133V167H132ZM150 168H151V167H150ZM191 168H192V167H191ZM199 168H200V166H199ZM247 168H248V167H247ZM249 168H250V167H249ZM249 168H248V169H249ZM32 169H33V168H32ZM39 169H40V168H39ZM94 169H95V168H94ZM135 169H136V168H135ZM135 169H134V170H135ZM143 169H144V168H143ZM152 169H154V168H152ZM156 169H158V168H156ZM161 169H163V168H161ZM169 169H170V167H169ZM172 169H173V168H172ZM176 169L178 170V168H176ZM185 169H186V168H185ZM188 169H189V168H188ZM195 169H196V166H195ZM201 169H202V168H201ZM222 169L224 170L225 168L222 167ZM222 169H221V170H222ZM245 169H246V168H245ZM250 169H253V168L251 167ZM255 169H256V167H255ZM134 170H133V172H134ZM137 170H138V168H137ZM197 170H198V169H197ZM221 170H219V171L221 172ZM228 170H229V169H228ZM237 170H239V171L237 172V173L239 174V172H241L243 169H242V170H241V169H237ZM246 170H247V169H246ZM94 171H95V170H94ZM130 171H132V170H130ZM139 171H140V170H139ZM159 171H161V170H159ZM174 171H175V170H174ZM186 171H188V170H186ZM200 171H201V170H200ZM225 171H227V170H225ZM225 171H224V172H225ZM231 171H230V173H231ZM244 171H245V170H244ZM248 171H250V170H248ZM254 171H255V170H254ZM260 171H261V170H260ZM30 172H31V171H30ZM33 172H34V171H33ZM35 172H36V171H35ZM135 172H136V171H135ZM140 172H141V171H140ZM145 172H146V171H145ZM145 172H144V173H145ZM172 172H173V171H172ZM179 172H180V168H179ZM188 172H189V171H188ZM190 172H191V171H190ZM192 172H193V171H192ZM203 172H204V171H203ZM203 172H201V173H203ZM242 172H243V171H242ZM242 172H241L240 174L243 175V176H245V173L242 174ZM245 172L247 173V171H245ZM255 172H257V171H255ZM91 173H92V172H91ZM128 173H130V172H128ZM165 173H166V172H165ZM174 173H175V172H174ZM174 173H173V174H174ZM197 173H199V171H198ZM205 173H206V171H205ZM248 173H249V172H248ZM248 173H247V175H248ZM250 173H252V170H251ZM261 173H262V172H261ZM29 174H30V173H29ZM40 174H41V173H40ZM63 174H64V172H63ZM141 174H142V173H141ZM146 174H147V173H146ZM150 174H151V173H150ZM171 174H172V173H171ZM195 174H196V173H195ZM206 174H207V173H206ZM225 174H227V172L224 173V175H225ZM252 174H253V173H252ZM252 174H251V176H252ZM254 174H255V173H254ZM154 175H155V174H154ZM166 175H167V174H166ZM166 175H165V176H166ZM188 175H189V173H188ZM191 175H192V174H191ZM196 175H197V174H196ZM199 175H204V173H203V174H200V173H199ZM208 175H209V173H208ZM218 175H219V174H218ZM218 175H216V176L218 177ZM224 175H221V178H222ZM229 175H230V174L228 173V176H229ZM241 175H240V176H241ZM247 175H246V176H247ZM249 175H250V174H249ZM0 176H1V175H0ZM89 176H90V175H89ZM135 176H136V174H135ZM140 176H141V175H140ZM140 176H138V177H140ZM161 176H162V175H161ZM163 176H164V175H163ZM230 176H231V175H230ZM232 176H233V175H232ZM246 176H245V178H247ZM30 177H31V176H30ZM58 177H59V176H58ZM126 177H127V175H126ZM132 177H134V176H132ZM138 177H137V178H138ZM171 177H172V176H171ZM190 177L193 178L192 176H190ZM190 177H189V178H190ZM195 177H196V176H195ZM202 177L204 178V177H206V176H200L199 178L203 179ZM225 177H226V176H225ZM225 177H224V178H225ZM249 177H250V176H249ZM14 178H15V177H14ZM141 178H142V176H141ZM143 178H144V177H143ZM161 178H162V177H161ZM191 178H190V179H191ZM209 178H210V176H208V179H209ZM230 178H231V177H230ZM241 178L244 179V177H241ZM39 179H40V177H39ZM68 179H69V178H68ZM132 179H134V178H132ZM193 179H194V178H193ZM205 179H206V178H205ZM208 179H206V180H208ZM215 179H216V178H215ZM243 179H242V180H243ZM62 180H63V179H62ZM135 180H137V179H135ZM135 180H134V182H135ZM155 180H156V179H155ZM178 180H180L179 177H178ZM183 180H184V179H183ZM187 180H188V178H187ZM203 180H204V179H203ZM206 180H205V181H206ZM222 180H223V179H222ZM229 180H230V179H229ZM242 180H241V182H242ZM257 180H259V178H258ZM72 181H73V180H72ZM174 181H175V180H174ZM184 181H185V180H184ZM189 181H191V180H189ZM197 181H200V180L197 179ZM208 181H209V180H208ZM211 181H212V180H211ZM217 181H219V180H217ZM227 181H228V180H227ZM237 181H240V180H237ZM247 181H250V179L247 180ZM251 181H252V180H251ZM259 181H260V180H259ZM262 181H263V180H262ZM61 182H62V181H61ZM125 182H126V181H125ZM159 182H160V180H159ZM191 182L194 183V181H191ZM191 182H189V183H191ZM214 182H215V181H214ZM241 182H240V183H241ZM244 182H245V181H244ZM67 183H68V182H67ZM118 183H119V182H118ZM136 183H138V182H136ZM186 183L188 184L187 181H186ZM217 183H218V182H217ZM220 183H221V182H220ZM238 183H239V182H237V184H238ZM248 183H249V182H248ZM69 184H70V183H69ZM133 184L135 185V183H133ZM161 184H162V183H161ZM165 184H166V183H165ZM196 184H197V182H196ZM203 184H204V183H203ZM203 184H202L201 186H203ZM206 184H207V183H206ZM208 184H209V183H208ZM226 184H227V183H226ZM246 184H247V182H246ZM246 184H245V185H246ZM257 184H258V183H257ZM257 184H255V185H257ZM262 184H263V183H262ZM130 185H132V184H130ZM138 185H139V184H138ZM145 185H146V184H145ZM150 185H151V184H150ZM157 185H158V184H157ZM162 185H163V184H162ZM174 185H175V184H174ZM178 185H179V183H178ZM188 185H189V184H188ZM247 185H248V184H247ZM258 185H259V184H258ZM85 186H86V185H85ZM189 186H190V185H189ZM189 186H188V187H189ZM194 186H195V185H194ZM198 186H199V185H198ZM209 186H210V185H209ZM227 186H228V185H227ZM234 186H235V185H234ZM236 186H237V185H236ZM240 186H241V184H240ZM261 186H262V185H261ZM69 187H70V185H69ZM93 187H94V186H93ZM134 187H135V186H134ZM138 187H139V186H138ZM156 187H157V186H156ZM161 187H162V186H161ZM164 187H165V186H164ZM176 187H177V186H176ZM190 187H191V186H190ZM205 187H206V186H205ZM244 187H245V186H244ZM254 187H255V186H254ZM257 187H258V186H257ZM263 187H264V185H263ZM166 188H167V186H166ZM166 188H165V189H166ZM74 189H75V187H74ZM77 189H78V188H77ZM128 189H129V188H128ZM128 189H127V190H128ZM131 189H132V188H131ZM177 189L179 190L180 188L177 187ZM183 189H185V188L183 187ZM195 189H196V188H195ZM202 189H203V188H202ZM235 189H236V188H235ZM235 189H234V190H235ZM239 189H240V188H239ZM255 189H256V188H255ZM262 189H263V188H262ZM22 190H23V189H22ZM136 190H137V188H136ZM153 190H154V189H153ZM161 190H162V189H161ZM175 190H176V189L173 190V191H174V194H175L176 192H178V190H176V192H175ZM209 190H210V189H209ZM231 190H232V189H231ZM234 190H233V191H234ZM245 190H246V189H245ZM247 190H248V189H247ZM253 190H254V188H253ZM129 191H130V190H129ZM139 191H141V189H140ZM139 191H138V192H139ZM157 191H158V194H159V190H157ZM165 191H166V190H165ZM171 191H172V190H171ZM183 191H184V190H183ZM233 191H231L230 193L237 194V193L239 192V190H235L236 192L238 191L237 193H235V192H233ZM240 191H242V189H240ZM12 192H13V191H12ZM22 192H23V191H22ZM31 192H32V191H31ZM147 192H148V191H147ZM163 192H164V191H163ZM179 192H180V191H179ZM187 192H188V190H187ZM206 192H207V190H206ZM214 192H215V191H214ZM135 193H136V192H135ZM144 193H145V192H144ZM188 193H189V192H188ZM257 193H258V192H257ZM260 193H261V191H260ZM6 194H7V193H6ZM123 194H124V193H123ZM123 194H122V197H123ZM131 194H132V193H131ZM161 194H163V193H161ZM172 194H173V192H172ZM215 194H216V193H215ZM218 194H219V193H218ZM238 194H239V193H238ZM238 194H237V195H238ZM63 195H64V194H63ZM137 195H138V194H137ZM147 195H152V194H147ZM147 195H145V196H147ZM170 195H171V194H170ZM186 195H187V194H186ZM237 195H236V197H237ZM258 195L260 196V194H257V196H258ZM263 195H264V194H263ZM263 195H261L262 197H261V196H260V197L258 196V197L260 198L259 201L263 198ZM21 196H22V195H21ZM132 196H133V195H132ZM135 196H136V195H135ZM141 196H142V195H141ZM143 196H144V195H143ZM145 196H144V200H145ZM164 196H165V195H164ZM167 196H168V194H167ZM197 196H198V195H197ZM214 196H215V195H214ZM233 196L235 197V195H233ZM35 197H36V196H35ZM60 197H61V196H60ZM89 197H90V196H89ZM128 197H129V195H128ZM138 197H139V196H138ZM151 197H153V195H152ZM160 197H161V196H160ZM165 197H166V196H165ZM217 197H218V196L216 195V198H217ZM228 197H230V196L228 195ZM80 198H81V197H80ZM131 198H132V197H131ZM135 198H136V197H135ZM158 198H159V195H158ZM168 198L171 199L170 197H168ZM175 198H176V197H173V196H172V199H175ZM183 198H184V197H183ZM188 198H189V197H188ZM216 198H215V200L218 202V199H216ZM221 198H222V196H221ZM237 198H240V196H238ZM26 199H27V197H26ZM132 199H134V198H132ZM146 199H147V197H146ZM178 199H179V198H178ZM189 199H190V198H189ZM194 199H195V198H194ZM226 199H227V198H226ZM230 199H232V198H230ZM254 199H255V198H254ZM27 200H28V199H27ZM129 200H130V199H129ZM147 200H148V199H147ZM147 200H145V202H147ZM159 200H160V199H159ZM184 200H185V199H184ZM232 200H233V199H232ZM232 200H231V201H232ZM243 200H244V199H243ZM35 201H36V200H35ZM148 201H150V200H148ZM171 201H172V200H171ZM174 201H175V200H174ZM226 201H227V200H226ZM259 201H258V202H259ZM32 202H33V201H32ZM83 202H84V201H83ZM152 202H153V201H152ZM163 202H164V201H162L161 203H163ZM168 202H169V201H168ZM172 202H173V201H172ZM172 202L169 204L168 208H170V205L172 204ZM183 202H184V201H183ZM185 202H186V201H185ZM234 202H235V204L237 203L236 200H235ZM251 202H252V201H251ZM28 203H29V202H28ZM128 203H129V202H128ZM128 203H127V204H128ZM138 203H139V202H138ZM150 203H151V202H150ZM153 203H154V202H153ZM177 203H178V202H177ZM214 203H215V202H214ZM228 203H229V202H228ZM249 203H250V202L248 201L247 204L249 205ZM262 203H264V201H262ZM22 204H23V203H22ZM81 204H82V202H81ZM83 204H84V203H83ZM127 204H126V205H127ZM133 204H134V202H133ZM133 204H131V205H133ZM155 204H156V203H155ZM163 204H164V203H163ZM194 204H195V203H194ZM200 204H201V203H200ZM251 204L254 205V203H251ZM251 204H250V205H251ZM260 204H261V202H260ZM123 205H124V204H123ZM128 205H129V204H128ZM128 205H127V206H128ZM142 205H145V204L143 203ZM176 205H177V204H176ZM245 205H246V203H245ZM253 205H251V206H253ZM257 205H258V204L256 203L255 207H257ZM58 206H59V205H58ZM79 206H80V205H79ZM115 206H116V204H115ZM160 206H161V205H160ZM165 206H166V204H165ZM172 206H174V205H172ZM172 206H171V207H172ZM179 206H180V205H179ZM182 206H184V205H182ZM196 206H197V205H196ZM203 206H204V204H203ZM232 206H233V205H232ZM118 207H119V206H118ZM132 207H133V206H132ZM132 207H131V208H132ZM158 207H159V206H158ZM161 207H162V206H161ZM176 207H177V206H175V208H176ZM191 207H194V206H191ZM198 207H199V206H198ZM200 207H201V206H200ZM74 208H76V207H74ZM123 208H124V207H123ZM147 208H149V207L147 206ZM154 208H155V207H154ZM159 208H160V207H159ZM177 208H178V207H177ZM219 208H220V207H219ZM229 208H230V207H229ZM18 209H19V208H18ZM70 209H71V208H70ZM118 209H119V208H118ZM145 209H146V208H145ZM145 209H144V210H145ZM164 209H165V208H164ZM166 209H167V208H166ZM178 209H179V208H178ZM185 209H186V208H185ZM194 209H195V208H194ZM196 209H197V207H196ZM201 209H202V210H203V209L207 210L205 207H201ZM239 209H241V208H239ZM239 209H238V210H239ZM46 210H47V208H45V210H43V211H44L45 213L48 214V212H47ZM74 210H75V209H74ZM86 210H87V209H86ZM88 210H89V209H88ZM131 210L134 211V209H131ZM148 210H149V209H148ZM159 210H160V209H159ZM180 210H181V209H180ZM187 210H188V212H189L190 208H187ZM199 210H200V209H199ZM205 210H204V211H205ZM228 210H229V209H228ZM235 210H237V209H235ZM253 210H254V209H253ZM26 211H27V210H26ZM26 211H25V213H26ZM41 211H42V208H41ZM155 211H156V210H155ZM194 211H195V210H194ZM196 211H198V210H196ZM196 211H195V213L198 214V212H196ZM207 211H208V210H207ZM245 211H246V210H245ZM18 212H19V211H18ZM22 212H23V211H22ZM29 212H30V211H29ZM82 212H83V211H82ZM86 212H88V211H86ZM116 212H117V211H116ZM127 212H130V210L127 211ZM134 212H135V211H134ZM143 212H144V214H147V213H146L147 211H142V214H143ZM150 212L152 213L151 209H150ZM169 212H170V210H169ZM179 212H181V211H179ZM191 212L194 213L192 210H191ZM199 212H200V211H199ZM230 212H233V211H230ZM235 212H236V211H235ZM235 212H234V213H235ZM239 212L242 213L241 210H240ZM248 212H249V210H248ZM252 212H253V211H252ZM263 212H264V211H263ZM263 212H262V213H263ZM19 213H20V212H19ZM37 213H38V212H37ZM42 213H43V212H42ZM42 213H41V216H43ZM45 213H43V214H45ZM52 213H53V212H52ZM56 213H57V212H56ZM56 213H55V214H56ZM130 213H131V212H130ZM139 213H140V211H139ZM151 213H150V216H151ZM161 213H162V212H161ZM161 213H160V214H161ZM181 213H182V212H181ZM185 213L187 214V212H185ZM200 213H201L202 215H203V214L205 215V213H202V211H201ZM228 213H229V212H228ZM228 213H227V214H228ZM26 214H28V212H27ZM71 214H72V213H71ZM110 214H111V213H110ZM127 214H128V213H127ZM132 214H134V213H132ZM132 214H131L130 217H132ZM162 214H164V217H165V215H167V214H165V212L162 213ZM168 214H170V213H168ZM183 214H184V213H183ZM201 214H200V215H201ZM231 214H232V213H231ZM231 214L229 213L227 216H229V215H231ZM242 214H244V213H242ZM254 214H255V213H254ZM21 215H22V214H21ZM33 215H34V214H33ZM35 215H36V214H35ZM106 215H107V214H106ZM157 215H158V214H157ZM234 215L236 216V214H234ZM237 215H238L239 218H240L241 215H239L238 213H237ZM246 215H249V213H248V214L246 213ZM48 216H49V215H48ZM54 216L56 217V215H54ZM123 216H124V215H123ZM133 216H134V215H133ZM140 216H141V215H140ZM140 216H139V214H138V218H137V219H138V222H139V217H140ZM143 216H145V215H143ZM143 216H142V217H143ZM179 216H180V215H179ZM181 216H182V215H181ZM183 216H187L188 218H190L189 215H185V214H184ZM191 216H192V215H191ZM194 216H195V215H194ZM225 216H226V214H225ZM242 216H243V215H242ZM249 216H250V215H249ZM252 216H253V215H252ZM256 216H257V215H256ZM34 217H35V216H34ZM34 217H33V218H34ZM39 217H40V216H39ZM44 217H45V215H44ZM44 217H43V218H44ZM67 217H68V216H67ZM84 217H85V216H84ZM147 217H148V214H147ZM162 217H163V216H162ZM164 217H163V218H164ZM172 217H173V216H172ZM197 217H198V216H197ZM197 217H196V218H197ZM200 217H201V216H200ZM202 217H203V216H202ZM204 217H205V216H204ZM222 217H223V216H222ZM133 218H134V217H133ZM133 218H132V220H133ZM239 218H238L237 220H239ZM243 218H244V217H243ZM247 218H248V216H247ZM249 218H251V217H249ZM254 218H255V217H254ZM45 219H46V217H45ZM51 219H52V218H51ZM126 219H127V218H126ZM129 219H130V218H129ZM144 219H145V218H144ZM146 219H147V218H146ZM146 219H145V221H146ZM158 219H159V217H158ZM158 219H157V220H158ZM160 219H161V218H160ZM160 219H159V220H160ZM183 219H184V218H183ZM191 219H192V218H191ZM197 219H198V218H197ZM244 219H245V218H244ZM252 219H253V218H252ZM252 219H249V223H250V221H251ZM87 220H88V219H87ZM121 220H122V219H121ZM127 220H128V219H127ZM132 220H131V221H132ZM141 220H142V218H141ZM151 220H152V219H151ZM151 220H150V221H151ZM155 220H156V219H155ZM194 220H195V219H194ZM205 220H206V219H205ZM224 220H226V219H224ZM224 220L222 219V221H224ZM234 220H235V217H234ZM30 221H31V220H30ZM30 221H29V222H30ZM40 221H41V220H40ZM76 221H77V220H76ZM94 221H95V220H94ZM122 221L124 222V220H122ZM128 221H129V220H128ZM150 221H149V222H150ZM188 221H189V220H188ZM214 221H215V220H214ZM242 221H243V219L241 218V219H240V223H241ZM244 221H245V220H244ZM259 221H260V220H259ZM46 222H47V221H46ZM49 222H50V221H49ZM117 222H118V221H117ZM125 222L127 223V221H125ZM152 222H154V223H153V225H154V224H156L158 221L155 222V221L153 220V221L150 222V224H152ZM159 222H160V221H159ZM159 222H158V223H159ZM166 222H168V221H166ZM185 222H186V219H185ZM189 222H190V221H189ZM189 222H188V223H189ZM205 222H206V221H205ZM47 223H48V222H47ZM60 223H61V222H60ZM74 223H75V222H74ZM95 223H96V222H95ZM132 223H133V222H132ZM160 223H161V222H160ZM192 223H194V221H193ZM222 223H223V222H222ZM234 223H236V220H235ZM234 223H233V224H234ZM240 223H239V221H238V224H239V225L242 224L243 229H242L241 227H240L241 229H239L238 226H237L238 224L236 223V224H237V225H236L237 230H243V232H246V231L249 230V229H246V231H245V229H244V224H243V223H245V222H242L241 224H240ZM39 224H40V223H39ZM50 224H51V222H50ZM71 224H72V223H71ZM76 224H77V223H76ZM127 224H128V223H127ZM127 224H126V226H127ZM145 224H146V222H145ZM161 224H162V223H161ZM194 224L197 225L196 227H198V225L200 226V222H199V223H194ZM223 224H224V223H223ZM250 224H251V223H250ZM40 225H41V224H40ZM51 225H52V224H51ZM72 225H73V224H72ZM97 225H98V224H97ZM128 225H129V224H128ZM132 225L134 226V223H133ZM136 225H137V224H136ZM138 225H140V223H139ZM146 225H148V224H146ZM146 225H145V226H146ZM153 225H150L151 227H149V228H153ZM156 225H157V224H156ZM156 225H154V226H156ZM191 225H192V224H191ZM204 225H205V224H204ZM234 225H235V224H234ZM245 225H246V224H245ZM44 226H45V225H44ZM52 226H53V225H52ZM122 226H123V225H121L120 227H122ZM143 226H144V224H143ZM143 226L141 225V228H143ZM145 226H144V227H145ZM158 226H159V225H158ZM165 226H166V225H165ZM192 226H193V225H192ZM194 226H195V225H194ZM201 226H202V225H201ZM220 226H222V225H220ZM231 226H232V225H231ZM231 226H230V229H231ZM254 226H255V225H254ZM11 227H12V226H11ZM11 227H10V228H11ZM14 227H15V226H14ZM17 227H18V226H17ZM31 227H32V226H31ZM70 227H71V225H70ZM90 227H91V226H90ZM94 227H96V225H95ZM94 227H93V230H94ZM135 227H136V226H135ZM135 227H134V228H135ZM185 227H186V226H185ZM187 227H188V225H187ZM196 227H194V228H196ZM215 227H216V226H215ZM29 228H30V226H29ZM46 228H47V226H46ZM49 228H50V227H49ZM125 228H126V227H125ZM130 228H131V227H130ZM132 228H133V227H132ZM146 228H147V226H146ZM166 228H168V227H166ZM190 228H191V227H190ZM194 228H193V229H194ZM198 228H199V227H198ZM234 228H235V227H234ZM38 229H39V227H38ZM42 229H43V228H42ZM47 229H48V228H47ZM95 229H96V228H95ZM115 229H116V228H115ZM117 229H118V228H117ZM135 229H136V228H135ZM135 229H134V231H135ZM228 229H229V228H228ZM228 229H227V230H228ZM8 230H10V229L8 228ZM14 230H15V229H14ZM34 230H35V229H34ZM93 230H92V231H93ZM136 230H137V229H136ZM139 230H140V229H139ZM141 230H143V229H141ZM163 230H164V229H163ZM190 230H191V229H190ZM197 230H198V229L196 228V231H197ZM203 230H204V229H203ZM232 230H233V229H232ZM234 230H236V229H234ZM237 230H236V232H237ZM12 231H13V230H12ZM36 231H37V230H36ZM92 231H91V233H92ZM99 231H100V230H98V235L100 234ZM115 231H116V230H115ZM123 231H124V230H123ZM184 231H185V230H184ZM186 231H187V230H186ZM188 231H189V230H188ZM188 231H187V232H188ZM191 231H193V230H191ZM199 231H200V230H199ZM46 232H47V231H46ZM57 232H58V231H57ZM73 232H74V231H73ZM87 232L90 233V231H87ZM96 232H97V231H96ZM137 232H138V230H137ZM164 232H165V231H164ZM179 232H180V231H179ZM227 232H228V231H227ZM236 232H235V233H236ZM240 232H241V231H240ZM243 232L238 233V234H241V235H242ZM262 232H263V231H262ZM58 233H59V232H58ZM120 233H121V232H120ZM123 233H124V232H123ZM126 233H127V232H126ZM160 233H161V232H160ZM180 233H181V232H180ZM184 233H186V232H184ZM189 233H190V232H189ZM235 233H234V234H235ZM253 233H255V232H253ZM8 234H9V232H8ZM31 234H32V233H31ZM110 234H111V233H110ZM121 234H122V233H121ZM198 234H199V233L197 232V234H194L193 237H195L196 235L198 236ZM206 234H207V233H206ZM226 234H227V233H225V235H226ZM247 234H250V232H248ZM263 234H264V233H263ZM63 235H64V234H63ZM71 235H72V234H71ZM83 235H84V234H83ZM179 235H181V234H179ZM179 235H178V236H179ZM190 235H191V233H190ZM199 235H200V234H199ZM251 235H252V233H251ZM79 236H80V235H79ZM84 236H85V235H84ZM86 236H87V235H86ZM94 236H95V235H94ZM94 236H93V237H94ZM118 236H120V235H118ZM174 236H175V235H174ZM174 236H173V238H174ZM197 236L195 237V238H196V241H197V239L199 238V237L197 238ZM233 236H234V235H233ZM233 236H232V238H233ZM242 236H243V235H242ZM242 236H240V239H241ZM245 236H247V235H245ZM245 236H244V237H245ZM256 236H257V235H256ZM263 236H264V235H263ZM7 237H8V235H7ZM59 237H60V236H59ZM81 237H82V236H81ZM87 237H89V236H87ZM87 237H85V238H87ZM95 237H96V236H95ZM122 237H123V236H122ZM124 237H125V236H124ZM129 237H130V235H129ZM181 237H182V236H181ZM190 237H192V236H190ZM209 237H210V236H209ZM217 237H218V236H217ZM63 238H64V237H63ZM68 238H69V237H68ZM75 238H76V237H75ZM109 238H110V237H109ZM117 238H118V237H117ZM120 238H121V237H120ZM195 238H194V239H195ZM206 238H207V237H206ZM234 238H235V237H234ZM245 238H246V237H245ZM247 238H248V236H247ZM253 238H255V237H253ZM259 238H260V236H259ZM22 239L24 240V238H22ZM183 239H184V238H183ZM190 239H192V238H190ZM210 239H211V238H210ZM210 239H209V240H210ZM213 239H215V237H214ZM213 239H212V240H213ZM238 239H239V237H238ZM243 239H244V238H243ZM251 239H252V237H251ZM80 240H82V239H80ZM88 240H89V239H88ZM98 240H99V239H98ZM120 240H121V239H120ZM163 240H164V239H163ZM166 240H167V239H166ZM176 240H177V239H176ZM178 240H180V239H178ZM186 240L189 241V239H186ZM205 240H206V239H205ZM261 240H263V239H261ZM261 240H260V241H261ZM2 241H3V239H2ZM6 241H7V240H6ZM19 241H20V240H19ZM66 241H67V240H66ZM91 241H92V236H91ZM95 241H96V240H95ZM113 241H114V240H113ZM117 241H119V240H117ZM127 241H128V240H127ZM168 241L170 242V240H168ZM183 241H184V240H183ZM193 241H195V240H193ZM196 241H195V242H196ZM229 241H230V239H229ZM243 241H244V240H243ZM243 241H241L242 244H243ZM260 241H258V243H259ZM24 242H25V244H24ZM62 242H63V241H62ZM82 242H84V241L82 240ZM109 242H110V241H109ZM172 242H174V241H172ZM177 242H178V241H177ZM195 242H194V243H195ZM207 242H208V241H207ZM245 242H248V241H246V239H245ZM249 242H250V241H249ZM254 242H255V241H253L252 244H254ZM4 243H5V241H4ZM13 243H15V242H13ZM13 243H12V245H13ZM97 243H99V241L96 242V245H98ZM162 243H163V242H162ZM191 243H192V240H191ZM211 243L213 244V242H210V244H209V243H208V244L211 245ZM224 243H225V242H224ZM19 244H21V242H20ZM23 244H24V246L26 245V241H25V240L23 241L22 245H23ZM89 244H90V243H89ZM93 244H95V243L93 242ZM108 244H109V243H108ZM119 244H120V243H119ZM148 244H149V243H148ZM170 244H171V243H170ZM170 244H168L167 247H169ZM178 244H179V243H178ZM178 244H177V245H178ZM184 244H185V248H186V247H187V246H186L187 242L184 243ZM188 244H190V243H188ZM208 244H207V245H208ZM242 244H241V245H242ZM262 244H263V243H262ZM5 245H6V243H5ZM22 245H20L21 248H22ZM121 245H122V244H121ZM123 245H124V244H123ZM123 245H122V246H123ZM125 245H126V243H125ZM125 245H124V246H125ZM145 245H146V244H145ZM175 245H176V243H175ZM175 245H174V246H175ZM177 245H176V247H179V245H178V246H177ZM191 245H192V244H191ZM203 245H204V244H203ZM214 245H215V244H214ZM243 245H245V243H244ZM24 246H23V247H24ZM83 246H84V245H83ZM98 246H99V245H98ZM98 246H97V247H98ZM131 246H132V245H131ZM160 246H163V245L161 244ZM160 246H159L158 248H160ZM180 246H181V247H179V248H182V247L184 248L183 244H181ZM246 246H247V245H246ZM248 246H250V244H249ZM256 246L258 247V246H261V245L259 244V245H256ZM262 246H263V245H262ZM262 246H261V249H262ZM3 247H4V246H3ZM3 247H2V248H3ZM15 247H16V246H15ZM77 247H78V246H77ZM99 247H100V246H99ZM133 247H134V245H133ZM144 247H145V246H144ZM146 247H147V246H146ZM171 247H172V246H171ZM171 247H170V248H171ZM207 247H208V246H207ZM241 247H243V246H241ZM18 248H19V246H18ZM18 248H17V250H21V248H19V249H18ZM44 248H45V247H43V249H42V248H41V249H42V250H45ZM78 248H79V247H78ZM91 248H92V247H91ZM108 248H109V247H108ZM121 248H122V247H121ZM125 248L127 249V247H125ZM125 248H124V249H125ZM138 248H139V247H138ZM138 248L136 247L137 250H138ZM163 248H164V247H163ZM188 248H189V245H188ZM210 248H211V246H210ZM210 248H209V249H210ZM235 248H236V247H235ZM246 248H248V247H246ZM3 249H4V248H3ZM5 249H6V248H5ZM22 249L25 250V248H22ZM38 249H39V248H38ZM86 249H87V248H86ZM93 249H94V248H93ZM95 249H96V248H95ZM119 249H120V248H119ZM144 249H145V248H144ZM166 249H167V248H166ZM201 249H202V248H201ZM215 249H216V248H215ZM6 250H7V249H6ZM23 250H22V253H23ZM87 250H88V249H87ZM97 250H98V249H97ZM121 250H123V249H121ZM142 250H143V247H142ZM155 250H156V253H157V249H155ZM254 250H255V249H254ZM256 250H257V249H256ZM2 251H3V250H2ZM48 251H49V250L47 249V252H48ZM76 251H78V250H76ZM104 251H105V250H102V252H104ZM135 251H136V250H135ZM146 251H147V250H146ZM159 251H160V249H159ZM206 251H208V249H207ZM210 251L212 252V250H209V251H208L209 254L211 253ZM8 252H9V251H8ZM19 252H20V251H19ZM37 252H38V250H37ZM44 252H45V251H44ZM44 252H40V251H39L38 254H39V253L42 254V253H44ZM92 252H93V250H92ZM144 252H145V251H144ZM150 252H151V254H155V253H153V251H150V250H149L148 253H150ZM182 252H183V251H182ZM193 252H194V251H193ZM204 252H205V251H204ZM232 252H233V253H232L231 257H230V258H231V260H230L231 263H230V264H246V262H244L243 260H241V258H240V256H239V253H235V250H234V249H232ZM45 253H46V252H45ZM45 253H44V254H45ZM77 253H78V252H77ZM120 253H121V252H120ZM219 253H220V251H219ZM223 253H224V252H223ZM226 253H227V252H226ZM229 253H231V252H229ZM229 253H228V254H229ZM240 253H241V252H240ZM249 253H250V252H249ZM0 254H1V253H0ZM6 254H7V253H6ZM35 254H36V253H35ZM35 254H34V255H35ZM52 254H53V253H52ZM151 254H150V255H151ZM253 254H254V253H252V255H253ZM34 255H33V257H34ZM82 255H83V254H82ZM133 255H135V254H133ZM144 255H145V254H144ZM150 255H149V256H150ZM207 255H208V253H207ZM212 255H213V252H212V254H211L210 257H212ZM1 256H2V255H1ZM12 256L14 257V255H12ZM21 256H22V255H21ZM41 256H43V255H41ZM57 256H58V255H57ZM75 256H76V255H75ZM77 256H78V255H77ZM87 256H89V253L87 254ZM137 256H138V254H137ZM137 256H135V257H137ZM149 256H148V257H149ZM156 256H157V255H156ZM188 256H189V255H188ZM197 256H198V255H197ZM208 256H209V255H208ZM225 256H226V255H225ZM225 256H224V257H225ZM261 256H262V255H261ZM6 257H7V256H6ZM24 257H25V256L23 255V257H21V258L23 259ZM29 257H30V256H29ZM33 257H32V255H31V258H33ZM37 257H38V256H37ZM78 257H79V256H78ZM206 257H207V256H206ZM245 257H246V256H244V258H245ZM3 258H4V257H3ZM21 258H20V259H21ZM151 258L153 259L152 256H151ZM181 258H182V257H179V258H177V259L180 260ZM217 258H219V257H217ZM222 258H223V257H222ZM227 258H228V257H227ZM22 259H21V260H22ZM36 259H40V258H36ZM99 259H100V258H99ZM137 259H138V258H137ZM137 259H136V261H137ZM149 259H150V258H149ZM157 259H158V258H157ZM204 259H205V258H204ZM211 259H213V257H212ZM215 259H216V258H215ZM215 259H214V260H215ZM17 260H19V259H17ZM31 260H32V259H31ZM33 260H35V259L33 258ZM70 260H72V259H70ZM123 260H124V259H123ZM173 260H174V259H173ZM183 260H184V259H183ZM187 260H188V259H187ZM214 260H211V261H214ZM101 261H102V260H101ZM138 261H139V259H138ZM184 261H185V260H184ZM24 262H25V264H26V262H28V260H25V258H24ZM31 262H32V261H30V259H29L28 264L31 263ZM34 262H35V261H34ZM139 262H140V261H139ZM141 262H142V260H141ZM141 262H140V263L137 262V263H138V264H141ZM200 262H201V261H200ZM205 262H206V261H205ZM205 262H204V264H205ZM95 263H96V262H95ZM143 263H144V262H143ZM198 263H199V262H198ZM201 263H203V262H201ZM248 263H249V262H248ZM35 264H38V262H36ZM57 264H58V263H57ZM77 264H78V263H77ZM144 264H145V263H144ZM195 264H196V263H195ZM214 264H215V262H214ZM220 264H221V263H220Z\"/></svg>",
	"mask_w": 264,
	"mask_h": 264
}]
</instances>
